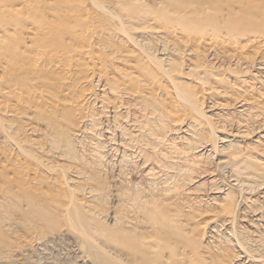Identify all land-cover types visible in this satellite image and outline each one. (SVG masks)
<instances>
[{"label":"rangeland","instance_id":"374dc122","mask_svg":"<svg viewBox=\"0 0 264 264\" xmlns=\"http://www.w3.org/2000/svg\"><path fill=\"white\" fill-rule=\"evenodd\" d=\"M49 1H52V0H49ZM70 1H72V0H70ZM173 1H174V3H173ZM173 1L172 0L171 1L170 0H73L71 3V6L73 8H70V9H72L71 12L73 13V15L76 13L78 16L76 14L75 15L78 18H80V20L74 15L75 18H77V19H75L72 16L69 18L68 21H66L69 25L70 24L74 25L76 23L75 25L77 26V30H74V31L76 32V34L77 33L80 34V35L77 34L78 36H80V38L77 40L74 39V40H71V42L67 40V43L73 42L74 45L76 44L75 48L79 47L80 49L84 48V50L88 49V46H87L88 44L86 43L87 41L84 43L86 45L81 43V39H82L81 34H83V32H85V29H83V27H85V25L87 23H91V21L94 20L95 22L100 23L102 25V27L104 29H106V30H103L105 32H103L101 35V38L104 39V40L103 39H101V40L104 42L106 41L105 43H107V40H106L107 38L108 39H112V38L115 39L116 38L117 39L116 42H117V44L119 43L118 46H120L122 44V42H118L119 38H121L120 41H122V39L124 38L123 39L124 42L125 41L128 42V40H129V43L132 44L133 46H135L136 48L140 49L139 47H141V52H142V48H145V49H143L144 50L143 54L144 53L146 54L144 56H147L148 59L151 56V58H150L151 60L149 59V62L151 64L153 62L155 65H157V66H154L152 64L153 65L152 68L160 67L158 65V63H159L160 65L162 64V66L164 68L166 67L167 70H170V71L172 70L171 72L176 76V80H177L176 83H177V85H179L178 90H181L183 92V94L186 96V99L188 100V102L189 101L190 102H189V104H187L188 102L182 100L185 102V103H183L180 100V97L178 96L176 98V100H177L176 107H174V109H173L172 104L168 103V101H166L167 98H165V96L164 97L159 96L158 98H159L160 103L161 102L164 103V101H165V103L167 102V105L161 103V105L164 106V107H162L164 109V112H163V110H161L163 113L162 112H160V113L163 115L167 114L168 116L171 117V120H169L170 117L168 119L167 115H166L167 117H165L166 119H164L163 115H161V114H160L161 116L160 115L157 116V114H156V116L154 115L155 116L154 117L153 113H150L151 108L149 106L151 105V102H149V100L148 101L146 100V98L149 99L148 94L145 93V95L148 96L146 98H144L143 95L140 96V95H134L133 94L134 92H132V91L138 87H135L134 84H131V86L129 87V84H130L129 79H127V77H125V75H126L125 73H127L130 70L131 72L129 71V74H131V76L135 75V76L139 77V74L137 72L136 73L134 72L135 69L132 66V65H137V64H134L135 63L134 61H131L132 63L131 62L129 63L127 61V64L129 63L128 65L126 64V61L125 62L119 61L120 63L118 61L117 62L115 61V64L111 65L110 64L111 60L109 61L110 57L108 55H112L109 53H110V51L112 52L113 50L110 48L108 49L107 47H105V48L103 47L104 49L103 48L102 49L94 48V51H92L91 60L85 59L84 57H82L81 59L80 58H77V59L71 58L72 60L70 58L69 59L65 58V59H67V61H68L67 62L63 58L64 61H62V63H60V66H62L64 69L63 71L61 70L62 67L60 68V66H57V65L55 66L56 68L52 64L51 65L48 64L50 66L47 67V62H45L46 64H43V63L41 64L40 62H37L39 65L36 63V65L34 66L33 65L35 63L34 61L37 60V58H35V57H38L39 52H37V54H35L33 52L34 54L32 53V55L29 56V58H27V60L25 59L26 61L24 63L23 62L20 63L21 65L23 64L22 67H24V68H21L22 70L18 71V72H20V74H17V76L22 75L23 73L29 74L30 73L29 71H31V72L34 71V70H32L33 66H34V68H36V67L39 68V69L37 68L36 71H34V74H35V72H36V74L37 73L40 74V75L34 76V77H37V78H35L37 83L43 79H46V78L48 79L51 76H54L53 77V79L55 78L54 80L51 77L52 82H48V81H50V79L48 81H46L47 79L45 80L48 85H45V86L43 85L42 82L44 80L41 81V84L38 83V85H40L42 88L47 87L44 89H42L41 87H40V89L38 88L39 92H41L40 91L41 89H42V93L44 90H47L46 94H48V95H49L48 91H50V89H51L50 95H53L56 92V94H54L53 96L57 100H55L54 97H52L50 95L49 96L45 95L46 98H48V99L50 98L49 99V101L51 100L50 104L48 101L43 102L42 100H40L37 102V100H39V99H37L36 101L34 100L35 99L34 98L35 97V90H37V83H36L35 79H34V81H35L36 86L35 85L34 86L36 87V89L34 88L35 90L33 89V92L31 89L33 88L32 84L34 83V81L32 84L27 83V81H29V80H28V78L27 79L25 77L23 78V75L21 76L20 79H22V78H23V80L25 79V81H23V82H26L27 85L29 86V88L26 87L27 85H25V83L23 84L22 80H20L19 77H18V79H15V78H17V77H15V74H16V73H14L15 71L13 72L15 78L10 77L11 79L10 80L8 79L11 87H13V89L15 88L16 90L20 91V92L18 91L19 92L18 94H20V95L19 96L16 95L15 96L16 99H10L11 98L10 95H9L10 97L7 96L6 99L4 97L3 98L4 100L0 98V103L2 104V106L0 104V111H1L0 112V120L6 124V125L5 124L3 125L0 121V166H1L0 169L2 170V171L0 170V172L5 171L7 169L6 167H8V169H11V167H10L11 165L16 167L15 168L12 166V170L7 169L8 170L7 172H9L8 173L9 175L6 173L7 176H3V174L6 171L3 172L2 175H0V177H1L0 178V183H1L0 184V190H1L0 195H2L1 199L7 200V201H4V200L1 201L0 200L1 201L0 202V210H1L0 215H5V217L8 216L7 219L4 218L3 216H0V218L2 220L6 219L5 221L0 220V226L2 227V228L0 227V233H2V234H0V236L2 235V237H0L1 238L0 239V241H1L0 242V264H94V262H95V264H104V263L106 264L105 260L108 261L107 264H109V263L110 264H121V263L127 264L128 262H125V261H127V259L129 260L130 257L127 254H123L121 252L122 250L119 249L118 247H117L118 251L115 250L116 246H113L111 243H109V240L106 237H104L102 235V233L100 232V231H102V228L105 230H107V229L111 230L112 232L109 234L113 235L115 233L114 236L122 234L121 231H124V232L127 231L129 233V230H130L129 234H131V237H133L134 239L137 237L138 238H140V237L146 238V236L148 237L149 235L156 238L155 235L161 234L160 237H162V238L164 237V240L162 239L163 241H167V237H168V239H169L168 241L170 242V239H171L170 237H175L174 239L172 238L173 240L171 239V245L169 244L168 241H167L168 243L165 242L166 243V245H165L161 239L159 240V238H156L159 240L158 242H160V243H159L158 247L155 248V251L158 252L160 257L156 258V257H154V254L152 253L153 256L148 255L149 258L151 257L149 261H148V259H149L148 257L143 256L144 258H142V260L139 259V261L138 260L133 261V264H135V262H137V261H138V263L140 262L142 264H150L153 262H154L153 264H156V263L157 264H164L163 261L165 262V264H176V262L178 261L179 258H180L179 261L180 262L182 261L181 263H185V264H188V263L190 264V262H191V264H264V111H263L264 110V108H263L264 107V47H262L264 44V31H262V30H264L263 29L264 25L261 23L259 24V26L261 25L260 26V28L262 29L261 30V29H259V27H257L258 25L256 26V24H255L256 22L259 21L258 19H260V18L262 20V21L260 20L261 22L264 21V15L262 16L263 12H261L264 10V8H263L264 3H262V5H259V4H257L259 2H256L254 0H253L254 2H252V0H249V1L233 0V2L236 4V6L238 5V2H240L241 4H243L242 5L243 7H246V5H247V7L250 6L251 2H252V4H253V6L251 5V8L253 9L252 11H254V12L257 11L256 13L259 14V12H258L259 9L260 10L262 9L260 11V15H258V14L256 15L255 13L252 14V11L250 8H247V10H246V8L241 7V5L240 6L238 5V7H236L234 5L230 6L233 3L232 0H219L220 4H222L223 6L228 5L230 7L229 12H231L232 15L236 14V13L241 14V16H239L237 14H236V16L233 15L235 17H237V16L240 17V18H238V20L241 19L242 16L244 17L245 14H246L245 17H248V18H246L247 21L249 19V22H247V24L250 23V25H252V22H254V20H255V23H253L252 26L256 27V29L252 26L251 27L249 26V28H246V27H248V25H245L246 23L244 24L245 25L244 30L246 32L243 33V37H242L243 39H241V42L239 41L237 44H235V43L233 44V42H230V41L223 43V41L220 40L219 43L214 44V45H208L205 42H199V41L196 42L197 45L196 44L192 45L193 42H189L186 39V35H191V36H195L196 38H198V37H202V34L206 30H209V32H211L213 29V26L211 27L209 25L208 26L205 25L203 31H199L198 29H195L196 27H194V26L197 25L196 20H191L189 22L184 23L186 25L187 29L189 27H191V29H195V33H194V31H190V30L189 31L191 34L185 35L183 33V36H181V38L183 37V39H185L186 42H181L180 40H182V41H184V40L181 38L180 39L177 38L178 34H175V36H174V34L172 33L173 28L169 27L170 25H174L175 23H172L171 21L168 22L167 24L158 23L155 25L160 26V30H156V29L144 30V29H140V26L144 23V22H142V19L136 18V16L134 14H132V13L129 14V12H128V6H129V4H131L132 6L138 7L139 11H141V12H146V10L152 9L153 11L161 12L162 13L161 15H163V16H167L168 13H166V11H169V10H171V12L173 11L172 13H177L175 11V7H176L177 3H178V5H180L183 3L184 0H173ZM219 1H217V2H219ZM221 1H225L226 3L225 2L223 3ZM230 1H231V3H230ZM257 1L264 2V0H257ZM196 2H197V4H196ZM202 2H203V4H201ZM36 3H37V0H26L24 4L28 8L34 9L37 6ZM80 3H82V4H80ZM93 3L95 6L93 5ZM165 3H166V5H165ZM229 3H230V5H229ZM161 4L163 5V7ZM204 4H206V2L204 3L203 0H198V1L192 0V2L190 1V7L192 9L194 7L196 9H198L200 6L199 10L202 13L204 11L203 17H201V18H204L205 20H212L211 18L218 20L216 22H218V25L219 24L221 25L220 27L222 28V30L225 32L229 31L231 34L233 32L232 28L235 27V24L237 22V21H235L237 18L235 20L234 19L229 20L231 22L228 23L227 17H229V18L233 17V16L229 15L230 13L228 12V6H227V8L224 6L225 7L224 8L221 5V7H223L224 10L221 7L215 8V9H217V13H218V17H219L218 19H216L217 17H214L211 14V13H213L214 8L211 7L212 9H210V7L207 5L208 3L206 5L209 8H207V6ZM7 5L13 6L14 0H12V2H11V0H7ZM219 6L220 5H218L217 7H219ZM255 6L256 7L260 6V8L258 7L257 10L255 11V9H254ZM261 6H263V7H261ZM95 7H98V8H95ZM159 7H162V8H159ZM234 7H236V8H234ZM77 8H79V9H77ZM168 8H169V10H168ZM201 8H203L204 10ZM75 9H76V11H75ZM85 9H87V10H85ZM165 9H166V11H165ZM205 9H206V11H205ZM237 9H239L238 12L236 11ZM243 9H245L244 10L245 12L249 11L250 13L249 12H248V14L245 13L243 11ZM82 10H85V11H82ZM222 11H224V12H222ZM82 12H83V16L86 15L87 18L79 16V14L82 15ZM85 12H87L88 15ZM206 12H207V14H210V16L209 15L207 16ZM222 13L226 14V15L225 14L223 15L224 18H221L223 16L220 17V15H222ZM213 14L217 15L216 10ZM205 15L207 16V19H206ZM114 17H116V18L118 17L120 19L117 20ZM84 18H85V20H84ZM253 18H255V19L252 20ZM172 19H174V18L170 17V20H172ZM219 19H221V20L223 19L222 21H224V19H225L227 24L222 23V21H220ZM74 21H75V23H74ZM119 21L121 23H123V25L124 24L125 25L124 26L121 25V23ZM232 21H235V22L233 23ZM242 21H244V20H242ZM245 22H246V20H245ZM239 23H242V22H238V24ZM223 24L225 25V29L223 27ZM82 25H83V27H82ZM155 25L152 24L151 26H155ZM230 25H233V26H230ZM166 27L167 28L169 27V29L171 28L170 30H171V34L173 36H171V35L168 36L167 34H165V32L169 31V29H167ZM11 28L12 29H8V31L11 35H7V37L9 39H11L13 37L16 38L14 40L15 42L19 41L20 37H21V41H24V39H22V38H25L27 40V37H29V35H30L29 32H27L25 30H22V29L20 30L17 28L15 29L13 27H11ZM123 28L126 29V30L124 29L125 32H124ZM163 29L164 30L167 29V30L164 31ZM251 30H252V32H251ZM123 33H124V35H123ZM84 34H86V32ZM84 34L82 35V37L85 36ZM127 34L129 35L128 36L129 39L127 37ZM145 35H147V36H145ZM258 35H262L263 38H258V39L262 40L263 42H261V43L258 42V39L256 38ZM34 36L39 37V38H44L42 33L34 35ZM78 36H76V38H78ZM95 38H98V37L96 36ZM132 38H135V44H136V42L138 44V42L140 43L141 41H142L141 43H143V44L140 43V45L138 44L139 47H137L138 45L137 44L135 45L133 43L134 39L132 40ZM145 38H146V40H145ZM250 38L252 40H254L256 38L257 43H259V44L251 43L250 41H248V39L251 40ZM137 39H138V41H137ZM141 39H144V40H141ZM90 40H91V38L89 39V41ZM169 40L172 41V43H171L172 45L170 44L171 41L169 42ZM196 40H198V39H196ZM92 41L94 42L93 39H92ZM143 41H145L147 43H145ZM127 42H125V43H127ZM163 42H165V46L169 50H166V48L163 49V47H165L163 45L164 44ZM175 42H177V43H175ZM246 42H249L250 44L246 43ZM144 43H145L146 47L144 46ZM188 43H190V44H188ZM26 44L28 45L29 43H26ZM166 44H168V46ZM241 44H242V46H241ZM150 45H151V48H150ZM219 45L220 46L222 45L223 47H220ZM234 45H236V46L233 47ZM83 46H85V47H83ZM170 46H172V47H170ZM243 47H245V48H243ZM37 48L38 47H34L33 49H37ZM171 48H173V49H171ZM38 49H41V48H38ZM102 50H103V52H102ZM130 50H131V47H130ZM145 50L146 51L148 50L147 53ZM107 51H109V52H107ZM165 51L167 54L165 53ZM240 51H242V52H240ZM97 52H98V54H97ZM155 52H157V53H155ZM95 53L99 58H97ZM124 53H125V51H124ZM238 53H240V54H238ZM165 54H166L167 58L165 57ZM33 55L34 56L37 55V56L34 57ZM148 55H149V57H148ZM169 55L170 56L173 55V56H171V57H173L172 58L173 61L169 60V58H168V57H170ZM32 56H33V58H31L32 60L35 58L34 61H31L33 64L29 61L30 57H32ZM94 58H96V59H94ZM82 59H84V60H82ZM97 59H100V61ZM158 59H159V61L161 59L162 63L159 61H156ZM80 60H82V61L80 62ZM168 60L170 61V64H169ZM1 61H2V59L0 58V62ZM78 61H79L81 66L79 65ZM26 63H27V65H26ZM93 63L94 64L96 63L97 65H95V67H94ZM2 64H0V65H2ZM117 64H118L119 68H118ZM21 65H19V66H21ZM30 65H31V67H30ZM69 65H70V67H69ZM74 65H77V67L80 66V67H78L79 70L81 68V71H79L78 74H74V73L78 72L76 66H75V68H76L77 72L75 71V68L73 67ZM99 65L101 68H97V67H99ZM2 66H0V68ZM51 66H53V67H51ZM107 66H109V67H107ZM114 66H117V67L113 68ZM45 67L47 70L45 69ZM58 67H59V69H58ZM41 68H43V72L41 71ZM51 68H53V69H51ZM106 68L107 69L110 68V69L107 70ZM117 68H118V70H121V71L123 68H127V72L125 71V69L123 70L124 72L123 71L119 72V71H117ZM24 69H26L28 71H25ZM49 69H51V70H49ZM111 69H112V71H111ZM133 69H134V71H133ZM1 70H2V68H1ZM1 70H0V75L3 76L2 75L3 73H1ZM39 70H40V73H39ZM48 70L50 72H52L51 75L49 74L50 72ZM59 70H61V71H59ZM10 71L12 72L13 70H10ZM47 71L49 73H47ZM68 71H70V72L72 71L71 72L72 74L69 73ZM98 71H99V73H98ZM133 72H134V74H133ZM32 73L29 74L30 78L32 75H34ZM107 73L110 75H108ZM27 75H26V77H28ZM44 75H46V76H44ZM74 75H77V77ZM100 75H102V78H100L101 77ZM114 75H115V78H117L119 80V83L128 82V83H126V85L128 86V88L130 90L125 88V86L123 87V85H125V84H122V85L119 84L117 79H115V81H112L111 79L114 78ZM203 75L205 77H203ZM1 76H0V80L2 79ZM11 76H13V74ZM41 76H43V79ZM84 76H85V78H84ZM38 77L39 78L41 77V80L38 79ZM80 77H81V79H80ZM87 77H88V79H87L88 81L85 80ZM123 77H125V78H123ZM7 78H9V76H7ZM66 78H67V81H66ZM31 79H33V78H31ZM68 79L70 82L68 81ZM100 79H101V81H100ZM198 79L200 81H197ZM15 81H17V82H15ZM102 81H104V82H102ZM196 81H197V83H196ZM30 82H32V81H30ZM46 82H44V84ZM58 82H60L59 83L60 86L58 85ZM61 82H62V84H61ZM84 82H85V84H84ZM98 82H101V83H98ZM105 82L110 84V85L106 84ZM109 82H111V83H109ZM180 82L183 83L185 85V87H181V85H183V84H181ZM50 83H52V84H50ZM68 83H69V85H68ZM116 83H118V84H116ZM63 84L66 87L68 86L69 88L67 87V89L64 88L63 91H59L62 86L64 87ZM195 84H198V86L199 85L200 86L198 87ZM49 85L52 86L53 90L51 87L49 88ZM54 85L57 86L56 87L57 89L55 88ZM102 85H104V86H102ZM120 85H121L122 89L120 88ZM17 86L19 87V89ZM20 86H21V88H20ZM63 87L61 89H63ZM103 87H105V88H103ZM6 88H7V86H6ZM26 88H28V89H26ZM58 88H59V90H58ZM113 88H115V89H113ZM123 88H124V91H123ZM20 89H22V90H20ZM112 89H113V92L115 95L113 94ZM125 89H127V90H125ZM202 89H204V91ZM207 89L209 91H207ZM212 89H214L213 92H216L217 94H215L211 99H205L206 97H204L202 94L210 92ZM23 90H26V91H24V95L25 96L28 95V97L22 98ZM27 90L32 92L31 95L33 97L29 94V92ZM57 90L59 92H62V93L64 92L65 94L67 93V95H71L70 98H72V96H73V98L70 99L69 96L67 97V95H65V97H64V94L62 96V93H59ZM68 90L71 92V94ZM121 90H122V94H121ZM3 91L5 93L9 92V90H7V91L3 90ZM103 91H105V92H103ZM45 92L46 91H44V93ZM51 92H53V94ZM124 92H127L126 93L127 95L126 94L123 95ZM226 92H227V94H226ZM72 93H73V95H72ZM200 93H202V94H200ZM129 94H131V95H129ZM59 95H61L63 98L61 96H60L61 98L58 97ZM79 95H81V97ZM82 95H83V97H82ZM84 95H85V97H84ZM133 95H134V97H133ZM200 95H202L203 97L202 96L200 97ZM20 96H21V98H20ZM90 96L92 99H89ZM93 96H94V98H93ZM17 97L19 100L17 99ZM131 97H133V98H131ZM199 97L203 98L205 100L202 101V99H200ZM59 98H60V100H58ZM64 98H66L68 100H66ZM77 98L78 99L80 98V100H78ZM108 98L112 99V100H109V103H110V101L114 102V103H111L112 106L117 107V108L119 106V108L115 109L111 105H108L109 104L107 102ZM113 98H114V100H113ZM162 98H165V99L163 100ZM61 99H63V102L61 101ZM137 99H140V100H137ZM245 99H246V101H244ZM12 100H14L16 102H14V101L11 102ZM64 100H65V102L71 100L72 105L73 104L75 105V106L73 105L75 107V109H77V110L79 109V110L76 111L75 109H72L74 107L71 106V103L69 104L70 101L67 102L68 104H66V103H64ZM72 100H75V101H72ZM76 100H78L79 102ZM103 100L104 101L106 100L105 102H107V103H105ZM142 100H144L145 102L143 103ZM115 101H116V103H115ZM140 101H142L143 106H142V104H141V106H139V104L141 103ZM28 102L29 103L32 102L29 105V107L27 106L28 104H26ZM52 102H55L56 104H58L59 107L61 105L63 106L64 104L71 107V108L69 107L70 110L68 109V107H66V108L69 110V112L70 111L72 112L71 114L69 113L70 116L73 117V115H74V117H73L74 121H73V119L71 120L70 118H72V117L69 116V118H66V121H65V119L63 120V124L65 122H67L69 124L68 120L70 119L71 121H73L71 128H73L74 125L76 126L77 124L80 127V125L83 123L82 125L84 127L87 126L86 128H83L86 130L84 131L81 128L80 132L76 133V134H80V135H76L75 132L72 129H70V127L68 128V126L71 123L69 125L66 123V124H64L66 127L62 125L63 130L66 129L64 132H62V130H61V132H60V130H57V132L59 131L58 133H56V134L53 133L52 129L48 128L49 120L47 121V119H44V117L49 118V116H47V115H49V114L51 115L53 112H55L57 110V109H55L56 108L55 106H57V105L55 103L53 104ZM61 102L64 104H61ZM80 102H82V103H80ZM84 102H85V104H84ZM225 102H227V103H225ZM22 103L25 105V107H23L24 105ZM46 103H48L51 106L54 105V107H51V106L47 105ZM78 103L82 106L86 105L85 108H84V106L81 107ZM148 103H149V105H148ZM190 103H191V105H190ZM35 104H38V105L41 104L40 107L38 106V111H40L39 114L36 113V111H35L36 109L34 110L35 112L31 110L32 107H33V109L37 107V105H35ZM42 104L43 105L46 104V105H44L45 108H43ZM113 104H115V105H113ZM192 104L194 106H197V108L195 107V110H198V111L201 110L200 113L198 112L199 114H197V112L194 110V108H193L194 106L192 107ZM16 105H18V106L22 105V106H20L22 108H19ZM31 105H32V107H30ZM116 105H118V106H116ZM145 105L148 109H150V110H147V111H149V113L146 112L147 108L144 107ZM47 106H49L50 108ZM88 106H89L90 110L87 108ZM105 106H107V107H105ZM137 106H139V107H137ZM166 106H169V107H166ZM200 106H202V107L200 108ZM26 107H27V109H26ZM59 107H57L58 108L57 111L61 110L60 112H58V114L61 113L60 114V116H61L63 113V110H62V108L60 109ZM79 107H81V108H79ZM103 107H105V108H103ZM165 107L168 109H166ZM23 108H25L26 110ZM108 108H110V110ZM144 108H146V109H144ZM175 108L177 111H175ZM198 108H200V109H198ZM28 109L31 110L32 112H29ZM42 109L43 110L45 109V110L43 111ZM50 109H52L53 111L50 112ZM139 109H141L142 112H141V110L139 111ZM170 109H173L172 114L174 113V115L171 114ZM113 110H116V111H113ZM80 111L83 112L84 114L81 115L79 113ZM168 111H169V113H168ZM43 112H45V113H43ZM47 112H50V113H47ZM143 112H144V115H143ZM35 113L37 114V116L41 114L40 116H38L39 118L37 117L39 120L37 118H34ZM73 113H77V114H79V116L76 114H73ZM140 113H142L141 117L139 115ZM92 114H94V115H92ZM149 114H151L153 116L152 119H154V120H151V116H149ZM169 114H171V115H169ZM80 115L85 117L84 118L85 120L84 119L83 120L88 124H86V123L84 124L83 120H81L79 118V117H81ZM86 115H87V117H86ZM142 115L144 117H142ZM177 115H179L181 118ZM75 116L76 117L78 116V118H75ZM112 116H114V117L117 116L118 118L117 117L112 118ZM125 116H127V117H125ZM32 117L35 121L32 119L33 122H30V121H32L31 120ZM35 117H36V115H35ZM91 117H93L92 120L94 119V124L92 122H89V121H91V119H90ZM137 117H138V119H136ZM172 117H173V119H172ZM156 118H158V119H156ZM40 119L42 121L41 123H39ZM119 119H121V120H119ZM142 119L144 122L140 121ZM160 120L161 121L164 120L163 123H161ZM165 120H168V121H165ZM45 121L47 124H44ZM81 121H82V123H79ZM113 121L115 123H113ZM132 121L133 122L135 121L134 122L135 124H133ZM136 121L137 122L139 121L141 123L140 124L141 127L139 129H137V126H139V122L137 123ZM152 121H154V122H152ZM120 122H122V124H119ZM9 123L12 124V125H10V128H11V126H13L11 129L13 130V134H15V135L17 134L16 135L17 137L13 136V134L11 132L12 130H9L10 129L8 126ZM32 123L35 124V126ZM97 123H99V124L97 125ZM100 123H102V124H100ZM130 123L133 125H131ZM38 124L39 125L44 124V125L39 127ZM147 124H149V125H147ZM189 124L191 127L189 126ZM82 125H81V127H82ZM153 125L154 126L156 125L155 127H157V128L152 127ZM27 126H28V128H27ZM94 126H97V128ZM100 126H102V127L100 128ZM3 127L5 128V130L7 128L6 132L4 131ZM35 127H36L37 133L35 131H33V130H35ZM44 127L47 128L49 132L51 131L55 135V138H54V135L51 134V132L50 133L46 132L47 129H45ZM117 127H119V128H117ZM129 128L130 129L133 128L134 130H130ZM149 128H151L153 130H151ZM186 128H188L190 130L192 129L191 132H194V133H191L190 130H188ZM27 129H28V131H27ZM94 129L96 132L93 131ZM107 129L109 130V132ZM136 129H137V131H136ZM140 129H142L144 131H142ZM195 129L197 131H195ZM39 130L42 133L44 130V132H45V133H43L44 137L42 136V133ZM67 130H69V131H67ZM74 130H75V128H74ZM146 130L148 131V133ZM149 130H151L152 132H154V130H156L158 132V134L156 131H155L156 132L155 134H152V132H150ZM70 131H72L73 133H71ZM119 131H121V132H119ZM123 131H125V132H123ZM141 131L144 132L145 134H143ZM18 132L19 133L21 132L20 135ZM29 132H31V133H29ZM68 132H70L71 135H70V133L68 134ZM122 132H123V134H122ZM140 132L143 135L139 134ZM23 133H24V136L22 137ZM63 133H65V135L68 134V137H67V142H68L67 145L68 146L66 145V139H65L66 136ZM126 133L129 134V135L127 134V137L125 136ZM57 134H59V136L62 134L63 135V136L61 135L62 140L65 139L64 140L65 142L61 141L62 142L61 143L59 141V140H61V138L56 136ZM120 134H121V136H120ZM130 134H131V136H130ZM203 134H204V137H203ZM45 135L47 137L46 141L43 140V138H46ZM72 135L74 136V138ZM111 135H113V136H111ZM150 135L151 136L153 135L152 137H155V138H150V140H149L148 137H151ZM5 136H7V137H5ZM8 136H9V138H8ZM25 136H27V137L24 138ZM30 136H32V137H30ZM49 136L54 140V142H52L53 140L52 141L49 140V138H50ZM122 136L124 137L125 140H127V142H129L128 144H126V141H124ZM128 136H130V138ZM135 136H137V137H135ZM142 136H145L144 137V138H146L145 140H147V138H148L147 143H149V144L145 143L146 141H144V139L142 141V138H143ZM162 136H163V138H165V137L166 138L162 140V138H161ZM19 137H21V138H19ZM28 137H30V138H28ZM56 137H57V139L58 138L59 139L57 140ZM63 137H64V139H63ZM112 137L116 141L113 140ZM158 137H160V138H158ZM7 138H8V140H7ZM40 138H42V140ZM81 138L83 140H81ZM140 138H141V140L139 141L138 139H140ZM203 138H206V139L203 140ZM222 138L225 139V141ZM228 138H229V140H228ZM10 139H12V140H10ZM128 139L133 140V142L129 141ZM156 139L161 140L162 142L161 141L158 142V141H156ZM32 140H33V142H35L34 144H31V143H33V142H31ZM122 140H123V142H122ZM16 141L22 142V145L20 144V142L18 143ZM25 141L27 143H30V144H27ZM28 141H30V142H28ZM50 141L52 143H56L58 141V143L52 144ZM69 141H70V143H69ZM74 141L77 144H75ZM138 141L140 142V144L138 143ZM152 141L154 142V144L152 143ZM43 142H45V144ZM48 142H49V144H51V146H50L51 150H54L55 149L54 146H56V145H58L57 149H59L63 146L60 149V151L59 150L55 151L58 155H56V153L54 151H52V154H50L51 150L49 149ZM71 142H72V144L74 143L75 145L74 144L73 145L77 148V149L76 148L74 149L75 151L74 150L71 151V149L74 148L73 145L71 144ZM85 142L86 143L89 142V143H87V145H85L86 144ZM113 142H115V143H113ZM120 142H122V143H120ZM156 142H157L158 146L155 145ZM199 142L200 143L202 142L201 145H199L200 144ZM12 143H14L15 148L13 147ZM203 143H206L205 147H204V145H202ZM17 144H18V146H16ZM40 144H42V145L44 144V146H42V145L40 146ZM62 144H64V145H62ZM79 144L83 145V147L79 146ZM123 144L124 145L126 144V147ZM152 144L155 147H153ZM9 145L12 147H10ZM127 145H129V148H133V149H131V151H130V149L128 148ZM130 145H131V147H130ZM146 145H149L146 148L150 147V149H146L145 148ZM35 146H36V148H35ZM151 146L153 148H151ZM202 146H203V148H202ZM215 146H218V148ZM25 147H26V149H25ZM64 147L67 148L65 151L63 150V149H65ZM81 147H82V150H81ZM111 147H113V148H111ZM124 147H125L126 153L123 150ZM140 147H141V149H140ZM17 148L21 149V151ZM195 148H198V150ZM27 149L28 150L30 149L29 150L30 152L27 151ZM37 149H39V150H37ZM40 149L42 150V152ZM57 149H55V150H57ZM105 149H106V151H105ZM45 150L47 152H45ZM67 150H69L71 153L74 151L75 154L74 153H72L73 155H71V153L68 154ZM93 150H94V152H93ZM97 150L99 152L95 157L92 154H94L95 152L97 153ZM33 151L34 152L36 151L38 153L40 152L39 155L41 158L39 156H37L38 153L35 152L37 154L36 155L33 153ZM62 151H64V152H62ZM76 151H78V152H76ZM89 151L93 152V153L90 152L89 155L91 154L90 158L93 159L94 161L91 159L89 160V155H87L88 154L87 152H89ZM172 151H174L173 153H175V152L177 153V154H175L174 158H173V156H172V158H173V161L175 162V164L178 165V170L177 169L174 170L173 167H172L173 169L172 168L169 169V167L172 164H174L173 161H172V164L170 163L171 162L170 159H172V158H170L172 155ZM180 151H181V153H180ZM17 152H19V153L17 154ZM28 152L30 154H28ZM48 152H50V153L48 154ZM53 152H54V154H53ZM104 152L106 154L107 153L108 154L106 155ZM165 152L166 153L169 152L171 154L169 155V154H166ZM123 153H125L126 155L128 154V155L124 156ZM11 154H13V155H11ZM25 154H28V156ZM33 154H34V156L36 155L35 157H39L41 160L39 158H35L33 156ZM41 154L44 156V158H43V156H41ZM101 154L104 156L102 159L100 158V157H102ZM161 154L164 157L168 155L167 157H169L170 159L166 158V159H169V160H166L165 158H163L166 161L162 160L161 159L162 157H160ZM29 155L30 156L32 155V157L35 158L36 160L34 161V159L30 158ZM53 155H56V156H53ZM62 155H64V156H62ZM84 156H85V158H87V156H88L87 161H90L89 163L87 162V165L85 162H82V160H81V158H83ZM157 156H159V158ZM15 157H17V159ZM19 157H22L23 159L22 158L20 159ZM61 157H65L66 159L61 160L62 159ZM67 157L69 158V160L67 159ZM7 158H9L8 160L11 163V165L9 163L10 166L7 165L8 164ZM10 158H12V160ZM45 158H47V159H45ZM48 158L49 159L52 158L53 160L50 161ZM70 158H71V160H70ZM37 159H39V160H37ZM54 159H56V161ZM181 159H183V160H181ZM28 161L31 162V163L29 162L30 165L34 164V166H35V167L33 166L34 167L33 169L36 172L33 174H32V172H34V171L32 169H29L30 166L29 165L26 166L28 164ZM36 161L38 162V166H37ZM45 161H48V162L50 161L51 164H50V162L48 163ZM57 161H59V162H57ZM72 161H74V162H72ZM84 161H86V159H84ZM149 161H151V162H149ZM162 161L164 162V164L166 163V166H168L169 164H171V165L166 167L163 164L164 166H162ZM167 161H170V162L168 163ZM19 162H22V163H19ZM56 162L59 164H57ZM76 162H77V164H76ZM39 163H40V166H39ZM44 163H46V164H44ZM65 163L66 164L70 163L72 165H70V164L66 165ZM81 163H85V165H83V164L81 165ZM147 163H149V165ZM49 164H50V166H49ZM53 164H55L56 166L55 165L52 166ZM63 164L65 167L62 166ZM73 164H74L75 168L79 166L78 164H80L81 166H79L78 168L81 169L82 173L78 170V168H76V170H75ZM88 164H90V167L88 166ZM105 164H107V165H105ZM2 166H4L5 168ZM19 166H20V168H17ZM21 166L23 167V169H21L22 168ZM82 166H84V169L80 168ZM87 166H88V169H91V170H88ZM53 167H56V168H53ZM67 167H68V169H67ZM98 167H99V169H98ZM151 167L153 168L154 171L152 170ZM161 167L162 168L166 167V169H161ZM60 168H62V169H60ZM154 168H156V170ZM158 168H159V170H158ZM180 168H181L182 172H184V173H182V172L179 173ZM18 169L21 171L18 172ZM24 170H26V171H24ZM39 170L42 172L40 173ZM77 170L82 174V175H80L82 177H80L78 175L79 172ZM84 170H86V171H84ZM97 170L100 172L98 173ZM28 171L31 173H29ZM87 171H89V173ZM22 172H25V173L23 174ZM18 173H20V174H18ZM43 173L46 175H44ZM61 173H63L64 175H61ZM75 173H77V174H75ZM83 173H85L84 174L85 176L83 175ZM86 173L88 175L87 178H86ZM14 174H17L19 176V178L20 177L21 178L19 179L17 176H14ZM26 174H27V176H26ZM30 174H31V176H29ZM35 174H37V175H35ZM99 174H101V176ZM21 175L22 176L25 175V176H23V178H25L26 181H25V179L22 180ZM33 175H35V177L33 179L30 178V177H33ZM9 176H11L12 178L10 177V179H9ZM39 176H41L42 178L45 176L43 179H45L46 181L45 180L43 181V179H40ZM90 176H91V178H88ZM92 176H94V179H92L93 178ZM255 176H256V178H255ZM3 177L5 178V180ZM6 177L8 178V180H12L13 178H18V180H12V182L18 181L19 187L17 185V188H16L14 185L17 183L14 184V182L12 183V184H14L13 185L14 187L12 186L13 188L11 187L12 184L8 185L9 183H11V181L9 182ZM38 177H39V180L36 181L38 179ZM55 177H57L56 181L58 184L55 181H53V180H55ZM67 177L69 179L71 178V179L76 180V183L74 180H69ZM84 177L86 178V181L89 180V181H87V184L85 182ZM97 177H98V180H96ZM190 178H192V179H190ZM34 179L36 182H38V184H39L40 180L43 181L42 182L43 185L39 184V186H41V188L43 186H45L42 188L43 189L42 192H41V189L39 188L38 184H36V182H34ZM65 179H66V182H65ZM82 179L84 180L83 182H82ZM164 179H167V180H164ZM171 179H172V181L170 182L169 180H171ZM67 180H68V182H67ZM24 181H25V183H24ZM31 181H33V182H31ZM62 181H64L65 183H63V184L66 185V187L64 185V188H63V185H61ZM71 181H74V183L73 182L71 183ZM94 181L96 184H98V186L101 185L100 187H102V189L105 186L104 187L105 190L103 189L104 190L103 191L100 187L96 186ZM164 181H165V183H164ZM168 181L170 183V184L168 183L169 185L167 184ZM44 182H45V184H44ZM101 182H103V183H101ZM6 183L8 186L11 187L12 190L14 189V196L15 197H13L12 199H10L11 197H9V199H10L9 203H8L9 199H7V198L9 196V194H10V196H11V194L13 196V193H12V190H10L11 192L9 191L10 187H8L6 185ZM91 183H92V185H89ZM2 184L4 186H1ZM77 184H78V186H76ZM81 184H85L88 186L86 187L85 185H83V189H84L83 190L81 187H79ZM25 185L29 186V187L27 186L28 189L30 187H34V190L32 188H31L32 191L30 189L28 190L26 187H25L26 188L25 189L24 188ZM34 185H36V188ZM69 185L70 186L75 185V189H73V190L76 191L77 193L72 191V189H71L74 186L69 188L70 187ZM84 186H85V188H84ZM1 187L2 188L4 187V188L2 189ZM21 187H23V190ZM49 187L51 189L52 188L54 189V187H55L54 193H53V190L49 189ZM91 187L93 189H91ZM7 188H9V189H7ZM18 188H20V190H18ZM56 188H60L61 191L63 189H65L64 191H66L67 194L70 193V194H68L69 196L64 194V191H62V192H60V194L62 196V197L60 196L61 200L56 199V197L57 196L59 197V195H60L58 193L59 190H56ZM77 188H79V191ZM95 188L100 190V191L97 192ZM35 189H37L38 193ZM89 189L91 190V192H92V190L95 189V191L100 196L99 199L97 197L98 196L97 193L95 191H93L92 192L93 194H91ZM126 189L130 192L131 195L129 194L128 191L126 192ZM45 190H47V191L49 190L48 194L50 196L49 195H47V197L45 196L44 193H47V191L44 192ZM134 190H135V192H134ZM163 190H164V192H163ZM27 191H30V192H28L29 194L27 193ZM50 191H52V192H50ZM81 191H83L84 193ZM88 191L90 194L88 193ZM4 192L6 194L9 192L10 193L8 195H5ZM25 192H26V194H25ZM31 192L32 193L34 192L35 195L32 194ZM39 192H41L40 195H38ZM79 192H80V194H79ZM86 192L88 193L87 195H86ZM18 193H20L21 195H22V193H24L23 195L25 197L23 195L21 196ZM30 193H31V196H30ZM52 193L54 195L55 200L52 199V197H51ZM62 193L64 194V197L65 198L67 197L68 199L62 200V198H64ZM94 194H95V197H94ZM17 195H20V196H17ZM32 195H33V198H31ZM36 196H37V198L34 199V197H36ZM126 196H128V197H126ZM130 196H132V197H130ZM225 196H227V197H225ZM5 197H6V199H5ZM44 197H46V198L44 199ZM139 197H141V198L139 199ZM15 198L23 200V201L14 200ZM39 198L44 199L45 202L47 201L46 205H48L47 206L48 209H46V207H44L45 206L44 200H42L40 202L38 200ZM48 198L54 200L56 202V206H58V207L62 205L63 201H65V204L66 205L68 204V206H65V204L63 203V205L61 206L62 207L61 210H63L64 213L66 210V213L61 214V213H63L59 209L61 207H59V208L56 207L54 202L51 200L53 202V204H52V202H50V199L48 200ZM72 198L74 199V201H72ZM82 198L86 201H84ZM91 198H93L92 199L93 201L88 200ZM94 198H96V199H94ZM127 198L130 199L127 202L131 203L132 209L135 208L136 212L132 210V212L130 213V211H131L130 206L131 205L126 202V200H128ZM141 199L143 201V202L141 201L143 204L140 202ZM24 200H25V202H24ZM35 200H37L39 202H37ZM57 200H59V202L62 201L61 205L59 204V202ZM87 200L92 201L93 203L87 202ZM15 201H17V202L15 203ZM4 202H7L8 206ZM21 202H22V204H21ZM23 202H24V204H23ZM79 202H82L83 204L79 203ZM125 202H126L125 206H127L126 208L127 209L130 208V211L127 210L128 212H125L126 208H124L125 206L122 204ZM135 202L137 205L135 204ZM25 203H26V205H25ZM40 203H41V206H40ZM87 203H90V204H87ZM4 204L6 206H4ZM43 204H44V206H43ZM91 204L92 205L95 204V206H94L95 208L91 207ZM96 204H97V206H96ZM133 204H135V207ZM151 204L152 205L155 204L156 206H159V207H156L155 205L152 206ZM23 205L25 207H22ZM32 205H33V207H32ZM10 206H11V208H9ZM160 206L163 209L167 208L165 210V212L162 208L160 209ZM28 207H30L32 210ZM40 207H41V209H40ZM50 207L54 208V209H52V208L50 209L51 212H52V210L54 211L57 208V210L60 211L61 216H59L58 212H54V213L58 214V218H57L56 214L51 213L49 211ZM5 208H7V210ZM66 208H68V209H66ZM88 208H89V210H87ZM90 208L92 210H94V213H95V214L93 213L94 215L91 214L93 211H91ZM169 208H170V210H168ZM24 209L30 210V211H27V212H29V214L26 211H24ZM43 209L46 211H44ZM95 209L98 211H95ZM9 210H10V213H8ZM77 210L79 212H77ZM171 210H172V212H171ZM225 210H226V212H225ZM144 211H145V213H143ZM146 211L147 212L148 211H157V216L154 218H149V217L145 218V216H143V215L147 214ZM169 211H170V216H171V214L173 215V217H174V215L175 216L179 215L178 218L182 215H184V216L179 218V221H177V218L174 217L176 219V221L173 218L174 219L173 222L169 223L172 220V218H168L169 215H167L166 217L168 219H171V220L162 219V217H165V216H163V214H165L167 212L169 214ZM5 212H7L8 214ZM98 212H101L102 215L101 214L99 215ZM22 213L23 214L25 213L26 216H24ZM39 213H40V216H39ZM70 213L72 215H70ZM74 213H75V215H74ZM97 213H98L99 217L97 216ZM127 213H128V215H127ZM136 213L137 214L139 213V214L137 215ZM31 214H32V216H31ZM79 214H82V215H79ZM113 214H114V217H113ZM115 214H116V216H115ZM118 214H120V215L117 216ZM125 214L129 218H127L125 216ZM36 215L39 218H37ZM78 215L81 218H83V220ZM47 216H48V218H47ZM74 216L77 218H80V220L83 222L81 223L79 220L75 219ZM11 217H12V219H11ZM61 217H62V220H61ZM87 217L89 218V220L91 219V221L93 223L90 222ZM117 217L119 218L120 221L117 220L118 219ZM141 217L142 218L144 217L145 220L147 219V221H144V219H141ZM27 218H28V220H26ZM114 218H115V220L113 221L112 219H114ZM123 218L125 221H126V219H128V220L131 219V221L129 220L130 221V222L128 221L129 223H126L127 221L126 222L124 221V224L121 225L120 223H121V220L123 222ZM29 219H31V220L29 221ZM157 221H159V222H157ZM112 222H113V224L118 222V223H116L117 226H116V224L113 226V224H111ZM144 222L145 223L147 222L148 224L146 223L147 224L146 225ZM152 222H153V224L154 223L155 224L153 225ZM162 222H163V224H162ZM84 223H85V225H87V227H88L87 229L89 230V233H91V235L93 236L91 238L92 239L91 242H88V240L86 239V235L85 234L83 235V232L81 234L78 233V232H80L77 229L78 226H80V224L83 225ZM125 223L128 226H130V223H131V225H134V227L137 226L136 228L138 230L144 225L141 229H142V233H144L146 236L144 237V235H141L142 234V233L140 234L141 229H140V231H138L136 228L134 230L135 235H133L132 234L133 232H131V227H133V226L128 227L127 225H125ZM160 223L163 226L165 225L166 227L171 225L172 226V227L170 226L171 229L169 227H167V229H168V231L171 230L170 232H172L174 229L175 233L172 232L173 235H172V233L169 234V232L166 230V227L164 226L165 227V230H164V228L160 225ZM38 224H40L41 226H39ZM141 224H143V225L141 226ZM157 224L159 226V228H157V229L160 230V227L163 228V231H166V234L162 235L161 232H163V231H161V230H160L161 232H156L157 229L155 228V225H157ZM118 225H119V227H118ZM93 226L95 228H93ZM122 226L124 227L123 230H121ZM173 226H175V227H173ZM34 227H36V229ZM134 227H133V229H134ZM153 227L156 229V231ZM126 228L127 229L130 228V229L127 230ZM177 228H178V230H177ZM181 230H182V232H181ZM144 231H146V232L148 231L151 234H149L148 232L146 233ZM3 232H5V233H3ZM63 232H64V236H67L66 238L62 235ZM167 232L169 235L167 234ZM178 232H179V234H178ZM6 233H7V236H3L4 234L6 235ZM57 233H58V235H57ZM181 233H183V234H181ZM180 234L185 236L184 238H186V237L188 238L187 240L184 239V240H186V241H184V243L187 244V248L186 247L184 248V246H182V245H185V244H182L181 246H178V247H180V248H177L178 250L176 249V251H178V253H179V250L182 249L181 250L182 252L180 251V253L183 255V257L185 256L184 261H183V257L181 254H176L177 252L174 253L173 249H175V247H173V249L171 248V246H175L178 244V243L175 244V242H174V240L176 241V237H178V240L176 242L180 241V238H179V237H181ZM164 235H168V236H166V239H165ZM170 235H172V236H170ZM176 235H178V236H176ZM53 236H55V238H56V236L61 237L63 240L61 238H58V237L57 238L60 239L62 242L60 240L54 239ZM183 236H182V238H183ZM154 238L151 237V240H153ZM182 238H181V241H183ZM43 241L48 243V244H46V246H45L44 245L45 243ZM48 241H50L51 243ZM99 241H101V242H99ZM53 242H55V243H53ZM173 242H174V245H173ZM180 242H179V245H180ZM81 243H82V245H85V247L87 246L88 249L87 248H86L87 250L84 249L80 245ZM50 244H51V246H50ZM101 244H104L105 248H103V245H101ZM105 244L107 246H109V245L110 246L107 247ZM189 244H190V246H188ZM192 244H193V246H191ZM77 245H79L81 247V249L83 248V250H85L86 252L82 250L83 254H81L82 253V252H80L81 249H80V247L78 249ZM167 246H169V247H167ZM110 247L113 248L111 250H113L114 253L121 252L122 253L121 255H123V257L120 255V253H119V256H121V257H118L117 256L118 253L114 254L111 251L109 252V250H107V248L110 249ZM162 247H163V249H161ZM166 247L170 249V252L167 251L169 249H167ZM192 247H193V249H192ZM188 248H190V249H188ZM198 248H200V249L198 250ZM75 249H76V251H73ZM91 250L94 253L96 252L97 254L96 253L95 254L98 256L92 255L93 253L91 252ZM100 250H102V251L105 250V252H107V253L109 252V255L111 256V258L109 255H106V254L103 257L102 254H100V252H101ZM163 250H164V252H163ZM88 251L91 252L92 254L89 255ZM171 251L173 252V255L174 254H176V255L173 256ZM187 252L189 255L187 254ZM196 252H197V254H196ZM168 254H169V256H168ZM81 255H83L82 258H81ZM112 255H113V257H112ZM177 255H178V257H177ZM179 255H181V256H179ZM186 255H188V256H186ZM79 256H80V258H79ZM93 256L95 258L94 260H93ZM170 256H172L173 261H169L168 258H171ZM116 257H118L117 260H116ZM124 257H126L127 259H123ZM190 257H191V259H190ZM162 258H164V259H162ZM188 258H189V261H188ZM85 259H87V260H85ZM151 259L152 260L154 259V260L152 261ZM176 259H177V261H176ZM123 260H125V261H123ZM186 260L188 261V263L186 262ZM129 261H131V260H129ZM147 261H148V263H147ZM168 261H169V263H167ZM131 262H129V263H131ZM180 262H178V264Z\"/></svg>","mask_w":264,"mask_h":264},{"label":"bare ground","instance_id":"6f19581e","mask_svg":"<svg viewBox=\"0 0 264 264\" xmlns=\"http://www.w3.org/2000/svg\"><path fill=\"white\" fill-rule=\"evenodd\" d=\"M25 1H26V0H14V5H13V6H12V5H11V6H8V5H7V0H0V58L2 59V61L0 62V64L3 63V64H2L3 66L0 65V66H2V67H1L2 70H1V68H0L1 73H3V74H2L3 76L0 75L1 78H2V79L0 80V98H1V99H3L4 97H5V99H6L7 96H8V97L11 96L10 99H16L15 96H16V95H18V96L20 95V94H18L20 91H19V90H16L15 88L13 89V87H11V85H10L9 80H10L12 77H13V78L17 77V78H15V79H18V77H19V79H20L21 76L23 75V78H24V77H25L26 79L28 78L29 81L26 80L27 83H31V84L33 83L34 79L37 78V77H34V76H36V75H40V74H38V73L36 74V72H35V74H34V71H36V69L38 68V67L34 68V66L36 65L37 62H40L41 64H42V63H43V64H46L45 62H47V67H49L51 64L54 65V67H55L56 65H57V66H60V63H62V61H64L63 58H64V59H65V58H68V59H69V58H70V59H71V58H75V59L80 58V59H81L82 57H84L85 59H90V60H91V55H92V51H94V48H100V49H102L103 47H104V48L107 47L108 49L110 48V49L113 50V51H112L113 53H112L111 51H110V53H109V54H112V55H108V54L106 53V54L110 57V58H109V61L111 60V61H110V64H111V65H114V64H115V61H116V62H117V61H118V62H119V61H120V62H121V61H122V62H123V61H124V62L126 61V64H127V61H128L129 63H130L131 61H134V62H135L134 64H137V65H132V66H133L134 69H135V71H134V69H133V71H134L135 73L137 72V73L139 74V77H137V76H135V75H134L135 77H134V76H131V74H129V71H130V70L128 69L129 71L127 72V68H123L122 71L125 69V71L128 73V74L125 73V74H126L125 77H127V79H129V83H130V84H129V87L131 86V84H134L135 87H138V88H136L135 90L132 91V92H134V93H133L134 95H140V96L143 95L144 98L148 97V96L145 95V93L149 95V99L146 98V100H147V101L149 100V102H151V105L149 106V107L151 108V110L148 109V108L146 107V105H145L144 107L147 108V109L144 108V109H146V112L149 113V111H147V110H150V113H153V116H154V115L156 116V114H157V116L160 115V114H161L160 112H162L161 110H163V112H164V109L162 108V107H164V106L161 105L162 102L160 103L159 98H158L159 96H163V97L165 96V98H167L166 101H168V103H171V104H172L173 109H174V107H176V104H177V100H176V98H177L178 96L180 97V100H181V101L184 100V101L188 102V100L186 99V96L183 94V92H182L181 90H178V86H179V85H177V83H176V82H177V80H176V76L171 72L172 70H171V71H170V70H167L166 67L164 68V67L162 66V64L160 65L159 63H158V65H159L160 67L152 68L153 65H154V66H157V65H155L153 62H152V64H153V65H152V64L149 62V59L151 58V56L149 57V55H148L149 59L147 58V56H144V55H146L145 53L143 54V52H144L143 49H145V48H142V52H141V47H139V45H140V43H141L142 41H141L140 43L138 42L139 45H138L137 42H136V44L138 45L137 47L140 48V49H138V48H136L135 46H133L132 44H130V43H129V40H128V42L125 41V42H127V43H125V42L123 41L124 38L122 39V41H120L121 38H119V41H118V42H122V44L120 43L121 45L118 46L119 43L117 44V42H116L117 39H116L115 37H114L115 39H113V38H112V39H108V38L105 36V35H106V34H105L104 36L107 38V39H106V40H107V43H105L106 41L104 42V41L101 40V39H103V38H101V35H102L103 32H105V31H103V30H106V29H104L100 23H97V22H95L94 20H92L91 23H87V24L85 25V27H83V25H82L83 29H85L86 34H84L85 32H83V34L85 35V36H83V37H82L83 34H81V38H82V39H81V43L84 44V43L87 41L86 43L88 44V45H87V46H88V49H87V50H84V48H81V49H80L79 47L75 48V47H76V44L74 45L73 42H72V43H67V40L70 41V42H71V40H74V39L77 40V39L80 38V36H78V35H80V34L77 33V34H78V35H77L76 32L74 31V30H77V26L75 25V24H76L75 21H74V23H75L74 25H71V24L69 25V24L66 22V21L69 20L70 17L73 16V17L75 18V16L77 15V14L74 12V13L76 14V15L74 14V15H75V16H74L73 13L71 12L72 9H70V8H73V7L71 6V3H72L73 0H72V1H70V0H52V1H49V0H37V3H36L37 6H36V8H34V9H32V8H31V9L28 8V7L24 4ZM170 1H171V0H170ZM172 1H173V0H172ZM190 1L192 2V0H184L183 3L180 4L181 6L178 5V3L176 2L178 6L176 5V7H175V11H176L177 13H172L173 11L171 12V10H169V8H168L169 11H166V9H165L166 13H168V15H169L170 17L174 18V19H172V20H170V17H169L168 15H167V16H163V15H161V14H162L161 12H159V11H153L152 9H151V10H146V12H141V11H139V8H138V7L132 6L131 4H129V6H128V12H129V14H131V13L134 14V15L136 16V18H139V19L141 18V19H142V22H144V23L140 26V29H144V30H146V29H147V30H152V29L160 30V26L155 25V24H158V23H164V24H167V23L170 22V21H171L172 23H175L174 25H170L169 27L173 28L172 33L174 34V36H175V34H178V35H177V38H179V39L181 38V36H183V33H184L185 35H186V34H191L190 31H194V33H195V29H198L199 31H203L205 25H207V26L209 25V26H211V27L213 26L212 31L209 32V30H206V31L202 34V37H198V38H196L195 36L186 35V39H187L189 42H193L192 45H193V44H196V42H198V41H199V42H205V43L208 44V45H214V44L219 43L220 40L223 41V43H226V42L230 41V42H233V44H234V43L237 44L239 41L241 42V39H243V38H242V37H243V33L246 32V31L244 30L245 25H248V27H246V28H249V26L251 27V26L253 25V23H255V20H254L255 18H253L252 20H254V22H252V25H250V23L247 24V22H249V19H248V21H247L246 18H248V17H245V16H246L245 13L248 14L249 11L245 12V11H244L245 9H243V11L245 12V13H244L245 15L243 14L244 17L242 16V18L239 19V20H240V21H239L238 18H240V17H238V16L235 17L237 13H236V14H233V15H235V16H233V15L231 14V12H229V8H230V7L227 5V4H228V3H227L226 5L228 6V12L230 13L229 15H230V16H233V17H231V18L227 17V18H228V23L231 22V21H229V20H231V19H234V20H235V19L237 18V19L235 20V21H237L236 24H235V27L232 28V29H233V32L230 34L229 31H228V32H225V31L222 30V28L220 27L221 25H220V24L218 25V22H216V21H218V20H215L214 18H211V17H210V18H211L212 20H205L204 18H201V17H203V13H204V11H203V13H202V12L199 10V9H200V6H199L198 9H196L195 7L192 9V8L190 7ZM197 1H198V0H197ZM203 1H204V3L206 2V4L208 3L207 5L210 7V9H212L211 7L214 8L213 13H214L215 10H216V14H217V15H214L213 13H211V14H212L214 17H217L216 19H218L219 17H218L217 9H215V8H220V7H221L222 4H220V1H219V0H203ZM217 1H219V2H217ZM236 1H237V0H236ZM238 1H240V0H238ZM243 1H244V0H243ZM246 1H249V0H246ZM246 1H245V2H246ZM254 1L259 2V3H257V4H259V5H262V3H264V2H262V1H261V2H260V1H257V0H254ZM254 1L252 0V2H254ZM11 2H12V0H11ZM34 2H35V1H34ZM76 2H77V1H76ZM76 2H75V3H76ZM164 2H165V1H164ZM178 2H179V1H178ZM221 2L224 3L225 1H221ZM232 2H233V0H232ZM241 2H242V1H241ZM245 2H244V3H245ZM252 2H251V5L253 6ZM78 3H79V2H78ZM84 3H85V2H84ZM173 3H174V1H173ZM173 3H172V4H173ZM180 3H181V2H180ZM198 3H199V2H198ZM225 3H226V2H225ZM230 3H231V1H230ZM230 3H229V5H230ZM239 3H240V2H238V5H239V6L241 5V7H243V6H242L243 4H241V3L239 4ZM247 3H248V2H247ZM260 3H261V4H260ZM80 4H82V3H80ZM98 4H99V3H98ZM196 4H197V2H196ZM201 4H203V2H202ZM206 4H204V5H206ZM248 4H249V3H248ZM255 4H256V3H255ZM83 5H84V4H83ZM93 5H94V3H93ZM161 5H162V4H161ZM161 5H160V6H161ZM165 5H166V3H165ZM174 5H175V4H174ZM204 5H203V6H204ZM207 5H206V6H207ZM211 5H212V6H211ZM216 5H217V6L220 5V6L217 7ZM233 5L236 6V4H235L234 2H233L232 5H230V6H233ZM238 5H237L236 7H238ZM249 5H250V4H249ZM251 5L248 6V7H247V5H246V7H243V8H246V10H247V8H250L251 11H252L253 9L251 8ZM263 5H264V4H263ZM94 6H95V5H94ZM102 6H103V5H102ZM208 6H207V8H209ZM214 6H215V7H214ZM222 6H223V5H222ZM224 6H225V5H224ZM224 6H223V7H224ZM227 6H225V7L227 8ZM244 6H245V5H244ZM103 7H104V6H103ZM162 7H163V5H162ZM162 7H159V8H162ZM169 7H170V6H169ZM223 7H221V8L223 9ZM225 7H224V8H225ZM236 7H234V8H236ZM241 7H240V8H241ZM258 7L260 8V6H257V7L255 6V7H254L255 11L257 10ZM261 7H263V6H261ZM95 8H98V7H95ZM159 8H158V9H159ZM207 8H206V9H207ZM263 8H264V7H263ZM77 9H79V8H77ZM103 9H104V8H103ZM170 9H171V8H170ZM173 9H174V8H173ZM201 9H203V8H201ZM206 9H205V11H206ZM210 9H209V10H210ZM231 9H232V8H231ZM73 10H74V9H73ZM85 10H87V9H85ZM85 10H82V11H85ZM161 10H162V9H161ZM203 10H204V9H203ZM207 10H208V9H207ZM223 10H224V9H223ZM226 10H227V9H226ZM238 10H239V9H237L236 11L238 12ZM261 10H262V9H261ZM261 10L259 9V11H258L259 14L256 13L257 11H256V12L252 11V14L255 13L256 15H257V14L260 15V11H261ZM75 11H76V9H75ZM80 11H81V10H80ZM103 11H104V10H103ZM230 11H231V10H230ZM222 12H224V11H222ZM239 12H240V11H239ZM261 12H263V13H262V16H263V15H264V10L261 11ZM85 13L88 15L87 12H85ZM219 13H220V12H219ZM225 13H226V12H225ZM225 13H222V15H220V17L223 16ZM241 13H242V12H241ZM249 13H250V12H249ZM78 14H79V13H78ZM206 14H207V12H206ZM220 14H221V13H220ZM208 15L210 16V14H207V16H208ZM225 15H226V14H225ZM237 15L241 16V14H237ZM77 16H78V15H77ZM77 16H76V17H77ZM79 16H82V17L87 18L86 15L83 16V12H82V15L79 14ZM205 16H206V15H205ZM205 16H204V17H205ZM207 16H206V19H207ZM213 16H212V17H213ZM262 16H261V17H262ZM82 17H81V18H82ZM88 17H89V16H88ZM77 18H78V17H77ZM77 18H75V19H77ZM85 18H84V20H85ZM114 18H116V17H114ZM125 18H126V17H125ZM210 18H209V19H210ZM221 18H224V16L221 17ZM72 19H73V18H72ZM78 19L80 20V18H78ZM103 19H104V18H103ZM116 19L119 20L120 18L117 17ZM73 20H74V19H73ZM79 20H78V21H79ZM82 20H83V19H82ZM84 20H83V21H84ZM87 20H88V19H87ZM191 20H196V22H197V25L194 26V27H196L195 29H191V27H189V28L187 29V28H186V25L184 24L185 22H189V21H191ZM202 20H203V21H202ZM219 20L222 21L223 19H222V20L219 19ZM242 20H244V21H242ZM245 20H246V22H245ZM258 20L260 21L261 18L258 19ZM235 21H232V22L234 23ZM259 21L256 22L255 24H256V26L258 25L257 27H259V29H261V28H260L261 25L259 26V24L261 23V24L264 25V21H263V22H261L262 20H261L260 22H259ZM119 22H120V21H119ZM238 22H242V23H239V24H238ZM81 23H82V22H81ZM81 23H80V24H81ZM120 23H121V22H120ZM222 23L227 24L226 21H225V19H224V21H222ZM245 23H246V24H245ZM72 24H73V23H72ZM152 24H154L155 26H151ZM224 24H223V27H224V29H225V25H224ZM231 24H232V23H231ZM244 24H245V25H244ZM255 24H254V25H255ZM121 25H123V23H121ZM124 25H125V24H124ZM124 25H123V26H124ZM129 25H130V24H129ZM233 25H234V24H233ZM233 25H230V26H233ZM123 26H122V27H123ZM131 26H132V25H131ZM207 26H206V27H207ZM11 27H13V28H15V29L17 28V29H20V30L22 29V30H25V31L29 32L30 35H29V37H27V40H28V41H27L25 38H22V39H24V41H21V37H20V40L17 41V42L14 41V40L16 39V38H14V37L11 38V39H9V38L7 37V35H11V34L9 33V31H8V29H12ZM127 27H128V26H127ZM163 27H164V26H163ZM169 27H168V28L166 27V28L169 29ZM228 27H229V26H228ZM252 27H254V26H252ZM262 27H263V26H262ZM164 28H165V27H164ZM171 28H170V29H171ZM254 28L256 29V27H254ZM124 29H125V28H123V30H124ZM135 29H136V28H135ZM167 29H165V30H167ZM170 29H169L168 32H165V34H167L168 36H169V35L173 36V35L171 34V30H170ZM263 29H264V28H263ZM125 30H126V29H125ZM125 30H124V32H125ZM163 30H164V29H163ZM163 30H162V31H163ZM165 30H164V31H165ZM189 30H190V31H189ZM261 30H262V29H261ZM79 31H80V30H79ZM83 31H84V30H83ZM262 31H264V30H262ZM251 32H252V30H251ZM40 33L43 34L44 38H39V37H35V36H34V35H37V34H40ZM126 33H127V32H126ZM126 33H125V34H126ZM108 34H109V33H108ZM153 34H154V33H153ZM113 35H114V34H113ZM113 35H112V36H113ZM123 35H124V33H123ZM161 35H162V34H161ZM163 35H164V34H163ZM179 35H180V36H179ZM25 36H26V35H25ZM27 36H28V35H27ZM76 36H78V38H76ZM96 36H97L98 38H95ZM108 36H109V35H108ZM112 36H111V37H112ZM128 36H129V35L127 34V37H128ZM145 36H147V35H145ZM151 36H152V35H151ZM154 36H155V35H154ZM156 36H157V35H156ZM109 37H110V36H109ZM120 37H121V36H120ZM123 37H124V36H123ZM125 37H126V36H125ZM127 37H126V38H127ZM160 37H161V36H160ZM184 37H185V36H184ZM255 37H256V36H255ZM90 38H91V40L89 41ZM149 38H150V37H149ZM171 38H172V37H171ZM174 38H175V37H174ZM247 38H248V37H247ZM256 38L258 39V38H263V37H262V35H258ZM256 38H255L254 40H252V39L250 38L251 40L248 39V41H250L251 43H255V44H259V43L263 42L262 40H259V39H258V42H259V43H257ZM92 39L94 40V42L92 41ZM128 39H129V37H128ZM130 39H131V38H130ZM133 39H134V40H133ZM147 39H148V38H147ZM181 39H183V37H182ZM196 39H198V40H196ZM103 40H104V39H103ZM132 40L134 41L133 43L135 44V38H132ZM141 40H144V39H141ZM145 40H146V38H145ZM172 40H173V39H172ZM174 40H175V39H174ZM183 40H184V41H182V40H180V41H181V42H186L185 39H183ZM79 41H80V40H79ZM137 41H138V39H137ZM139 41H140V40H139ZM170 41H171V40H169V42H170ZM180 41H179V42H180ZM244 41H245V40H244ZM74 42H75V41H74ZM130 42H131V41H130ZM143 42H145V41H143ZM167 42H168V41H167ZM169 42H168V43H169ZM173 42H174V41H173ZM230 42H229V43H230ZM26 43H29V44L27 45ZM92 43H93V44H92ZM131 43H132V42H131ZM145 43H147V42H145ZM145 43H144V46H145ZM148 43H149V42H148ZM163 43H164L163 45L165 46V42H163ZM171 43H172V41L170 42V44H171ZM175 43H177V42H175ZM246 43H249V42H246ZM136 44H135V45H136ZM141 44H143V43H141ZM170 44H169V45H170ZM186 44H187V43H186ZM188 44H190V43H188ZM239 44H240V43H239ZM249 44H250V43H249ZM255 44H254V45H255ZM79 45H80V44H79ZM84 45H86V44H84ZM146 45H147V44H146ZM161 45H162V44H161ZM166 45L168 46V44H166ZM171 45H172V44H171ZM196 45H197V44H196ZM251 45H252V44H251ZM141 46H142V45H141ZM152 46H153V45H152ZM216 46H217V45H216ZM219 46H220V45H219ZM219 46H218V47H219ZM235 46H236V45H234L233 47H235ZM239 46H240V45H239ZM241 46H242V44H241ZM243 46H244V45H243ZM245 46H246V45H245ZM258 46H259V45H258ZM34 47H38V48H41V49H38V48H37V49H33ZM83 47H85V46H83ZM130 47H131V50H130ZM145 47H146V46H145ZM147 47H148V46H147ZM170 47H172V46H170ZM170 47H169V48H170ZM211 47H212V46H211ZM220 47H223V46L221 45ZM259 47H260V46H259ZM262 47H264V44H263ZM104 48H103V49H104ZM150 48H151V45H150ZM150 48H149V49H150ZM165 48H166V46L163 47V49H165ZM224 48H225V47H224ZM236 48H237V47H236ZM240 48H241V47H240ZM240 48H239V49H240ZM243 48H245V47H243ZM108 49H107V50H108ZM147 49H148V48H147ZM159 49H160V48H159ZM171 49H173V48H171ZM171 49H170V50H171ZM156 50H157V49H156ZM166 50H169V49L166 48ZM97 51H98V50H97ZM124 51H125V53H124ZM145 51H146V50H145ZM147 51H148V50H147ZM147 51H146V53H147ZM163 51H164V50H163ZM181 51H182V50H181ZM238 51H239V50H238ZM33 52H34L35 54H37V52H39V53H38V57H35V56H37V55H35V56L33 55L35 58H37L38 61H37V60L34 61L35 58L32 60L31 58H33V56L30 57V59H29L30 62H31V61H34V62H35L34 64L31 62V63L34 65V66H33V69H32V70H34V71H32L33 73H32L31 71H29V72H30L29 74H31V73L34 74V75H32L33 77L31 76V78H33V79L30 78V75H29L28 73H27L28 75H27L26 73H25V74L23 73L22 75L17 76V74H20V72H18V71H19V70H22L21 68H24V67H22L23 64L21 65L20 63H22V62L24 63V62L27 60V58H29V56L32 55ZM40 52H41V53H40ZM102 52H103V50H102ZM107 52H109V51H107ZM149 52H150V51H149ZM149 52H148V53H149ZM175 52H176V51H175ZM240 52H242V51H240ZM34 53H33V54H34ZM153 53H154V52H153ZM155 53H157V52H155ZM165 53H166V51H165ZM168 53H169V52H168ZM228 53H229V52H228ZM97 54H98V52H97ZM149 54H150V53H149ZM166 54H167V53H166ZM166 54H165V57L167 58ZM169 54H170V53H169ZM238 54H240V53H238ZM95 55H96V53H95ZM229 55H230V54H229ZM96 56H97V55H96ZM169 56H170V55H169ZM171 56H173V55H171ZM171 56L168 57V58H169V60H172V61H173V59H172L173 57H171ZM153 57H154V56H153ZM153 57H152V58H153ZM97 58H99V57L97 56ZM170 58H171V59H170ZM25 59H26V60H25ZM75 59H74V60H75ZM94 59H96V58H94ZM147 59H148V60H147ZM65 60L67 61V59H65ZM71 60H72V59H71ZM71 60H70V61H71ZM82 60H84V59H82ZM82 60H80V62H81ZM97 60L100 61V59H97ZM103 60H104V59H103ZM150 60H151V59H150ZM162 60H163V59H162ZM166 60H167V59H166ZM166 60H165V61H166ZM169 60H168V62H169V64H170V61H169ZM246 60H247V59H246ZM29 61H28V62H29ZM48 61H49V62H48ZM93 61H94V60H93ZM156 61H159V59L156 60ZM172 61H171V62H172ZM67 62H68V61H67ZM120 62H119V63H120ZM159 62H161V59H160ZM166 62H167V61H166ZM78 63H79V61H78ZM78 63H77V64H78ZM91 63H92V62H91ZM100 63H101V62H100ZM129 63H128V64H129ZM131 63H132V62H131ZM161 63H162V62H161ZM37 64H38V63H37ZM48 64H50V65H48ZM93 64H94V63H93ZM128 64H127V65H128ZM156 64H157V63H156ZM172 64H173V63H172ZM19 65H21V66H19ZM26 65H27V63H26ZM26 65H25V66H26ZM38 65H39V64H38ZM70 65H71V64H70ZM70 65H69V67H70ZM79 65H80V63H79ZM95 65H97V64L95 63V64H94V67H95ZM167 65H168V64H167ZM173 65H174V64H173ZM17 66H18V67H17ZM75 66L77 67V65H74L73 67L75 68ZM80 66H81V65H80ZM80 66H78V67H80ZM117 66H118V64H117ZM117 66H114L113 68H115V67H117ZM120 66H121V65H120ZM179 66H180V65H179ZM30 67H31V65H30ZM51 67H53V66H51ZM61 67H62V66H60V68H61ZM66 67H67V66H66ZM78 67H77L78 72H77V70H76V68H75V71H76L77 73H74V74H78L79 71H81V68H80V70H79ZM107 67H109V66H107ZM55 68H56V67H55ZM64 68H65V67H64ZM71 68H72V67H71ZM74 68H73V69H74ZM97 68H101L100 65H99V67H97ZM118 68H119V66H118ZM118 68H117V71L120 72L121 70H118ZM131 68H132V67H131ZM38 69H39V68H38ZM45 69H46V67H45ZM51 69H53V68H51ZM51 69H49V70H51ZM58 69H59V67H58ZM66 69H67V68H66ZM66 69H65V70H66ZM68 69H69V68H68ZM106 69H107V68H106ZM108 69H110V68H108ZM108 69H107V70H108ZM10 70H13V71L11 72ZM24 70H25V71H28V70H26V69H24ZM46 70H47V69H46ZM49 70H48V71H49ZM55 70H56V69H55ZM55 70H54V71H55ZM61 70H62V71L64 70L63 67H62ZM61 70H59V71H61ZM195 70H196V69H195ZM14 71H15V72H14ZM37 71H38V70H37ZM41 71L43 72V68H41ZM44 71H45V70H44ZM48 71H47V73L50 72V71H49V72H48ZM54 71H53V72H54ZM56 71H57V70H56ZM72 71H73V70H72ZM72 71H71V72H72ZM75 71H74V72H75ZM99 71H100V70H99ZM99 71H98V73H99ZM111 71H112V69H111ZM122 71H121V72H122ZM13 72L16 73V74H15V77H14V73H13ZM17 72H18V73H17ZM23 72H24V71H23ZM68 72L71 73L70 71H68ZM89 72H90V71H89ZM123 72H124V71H123ZM130 72H131V71H130ZM134 72H133V74H134ZM21 73H22V72H21ZM39 73H40V70H39ZM51 73H52V72H50L49 74L51 75ZM69 73H68V74H69ZM92 73H93V72H92ZM102 73H103V72H102ZM109 73H110V72H109ZM112 73H113V72H112ZM114 73H115V72H114ZM10 74H11V75L13 74V76H11ZM71 74H72V73H71ZM107 74H108V73H107ZM201 74H202V73H201ZM26 75H27L28 77H26ZM108 75H110V74H108ZM115 75H116V74H115ZM115 75H114V78H112V79L110 78L112 81H115V79H117V78H115ZM136 75H137V74H136ZM199 75H200V74H199ZM204 75H205V74H204ZM204 75H203V77H205ZM7 76H9V78H7ZM44 76H46V75H44ZM74 76L77 77V75H74ZM81 76H82V75H81ZM100 76H101L100 78H102V75H100ZM201 76H202V75H201ZM10 77H11V78H10ZM41 77H42V79H43V76H41ZM41 77H40V78L38 77V79L41 80ZM51 77H52V79H53L54 76H51ZM51 77L48 78V79L46 78L47 80H46V79H43L44 81L41 80V81H43L42 83H43L44 86H45V85H48L46 81H48L49 79H50V81H48V82H52V81H51V80H52ZM78 77H79V76H78ZM91 77H92V76H91ZM112 77H113V76H112ZM117 77H118V76H117ZM125 77H123V78H125ZM136 77H137V78H136ZM23 78L20 79V80H22V82L25 81V79L23 80ZM29 78H30L31 80H30ZM44 78H45V77H44ZM84 78H85V76H84ZM197 78H198V77H197ZM8 79H9V80H8ZM38 79H37V80H38ZM54 79H55V78H54ZM54 79H53V80H54ZM80 79H81V77H80ZM87 79H88V77H87L85 80H87ZM110 79H109V80H110ZM113 79H114V80H113ZM208 79H209V78H208ZM45 80H46V81H45ZM123 80H124V79H123ZM30 81H32V82H30ZM35 81H36V79H35ZM35 81H34V83L32 84V85H33V88L31 89L32 92H33V89H34V88L36 89V87H35V86H36ZM41 81H39L38 83L41 84ZM66 81H67V78H66ZM68 81H69V79H68ZM87 81H88V80H87ZM100 81H101V79H100ZM106 81H107V80H106ZM117 81H118V83H119V80H118V79H117ZM117 81H116V82H117ZM197 81H200V80L198 79ZM197 81H196V83H197ZM15 82H17V81H15ZM44 82H46V83L44 84ZM54 82H55V81H54ZM54 82H53V83H54ZM69 82H70V81H69ZM102 82H104V81H102ZM120 82H121V81H120ZM204 82H205V81H204ZM207 82H208V81H207ZM209 82H210V81H209ZM19 83H20V82H19ZM24 83H25V85H27L26 82H23V84H24ZM36 83H37V81H36ZM38 83H37V90H38V88L40 89V87H41L40 85H38ZM59 83H60V82H58V85H59ZM98 83H101V82H98ZM105 83H106V82H105ZM109 83H111V82H109ZM113 83H114V82H113ZM118 83H116V84H118ZM126 83H128V82H125V83H119V84H121V85H122V84H125V85H123V87L125 86V88L129 89L128 86L126 85ZM178 83H179V82H178ZM180 83H181V82H180ZM222 83H223V82H222ZM50 84H52V83H50ZM54 84H55V83H54ZM61 84H62V82H61ZM84 84H85V82H84ZM102 84H103V83H102ZM106 84H108V83H106ZM116 84H115V85H116ZM181 84H183V83H181ZM5 85L7 86V88H6ZM34 85H35V86H34ZM43 85H42V86H43ZM63 85H64V84H63ZM68 85H69V83H68ZM70 85H71V84H70ZM108 85H110V84H108ZM121 85H120V88H121ZM183 85H184V84H183ZM183 85H181V87H185V85H184V86H183ZM195 85L198 86V84H195ZM54 86H55V85H54ZM59 86H60V85H59ZM96 86H97V85H96ZM102 86H104V85H102ZM105 86H106V85H105ZM126 86H127V87H126ZM199 86H200V85H199ZM199 86H198V87H199ZM17 87H18V86H17ZM26 87L29 88L28 85H27ZM50 87L52 88V86L49 85V88H50ZM56 87H57V86H55V88H56ZM62 87H63V86H62ZM62 87H61V88H62ZM67 87H68V86H67ZM67 87L64 85L63 89L60 88V90H59V88H58V90H59V91H63L64 88L67 89ZM118 87H119V86H118ZM20 88H21V86H20ZM28 88H26V89H28ZM41 88H42V87H41ZM44 88H47V87H43L42 89H44ZM55 88H54V89H55ZM68 88H69V87H68ZM70 88H71V87H70ZM103 88H105V87H103ZM106 88H107V87H106ZM131 88H132V87H131ZM187 88H188V87H187ZM18 89H19V87H18ZM35 89H34V90H35ZM42 89L40 90L41 92H39V90H38V91L35 90V97H34L35 99H34V100L36 101L37 99H39V100H37V102L40 101V100H42L43 102H44V101H46V102L48 101L49 104H50V103H51V102H50L51 100L49 101L50 98L48 99V98H46V96H45V95H48V94H46V93H47V90H44V91H46V92L44 93V91H43V93H44V94H43V93H42ZM56 89H57V88H56ZM113 89H115V88H113ZM113 89H112V92H113ZM121 89H122V88H121ZM127 89H125V90H127ZM214 89H215V88H214ZM214 89H212L211 91L213 92ZM3 90H6V91L9 90V92L5 93ZM20 90H22V89H20ZM29 90H30V89H29ZM52 90H53V88H52ZM58 90H57V91H58ZM90 90H91V89H90ZM129 90H130V89H129ZM194 90H195V89H194ZM202 90L204 91V89H202ZM202 90H201V91H202ZM205 90H206V89H205ZM215 90H216V89H215ZM18 91H19V92H18ZM24 91H26V90H23V95H24ZM27 91H28V90H27ZM50 91H51V89H50ZM50 91H48V92H49V95H50ZM54 91H55V90H54ZM59 91H58V92H59ZM68 91H69V90H68ZM108 91H109V90H108ZM123 91H124V88H123ZM207 91H209V90L207 89ZM207 91H206V92H207ZM211 91H210V92H207V93H203V94L200 93V94H202L204 97H206L205 99H211L215 94H217L216 92H213V93H212ZM225 91H226V90H225ZM225 91H224V92H225ZM28 92H29L30 95L32 94L31 91H28ZM30 92H31V93H30ZM58 92H57V93H58ZM69 92H70V91H69ZM103 92H105V91H103ZM118 92H119V91H118ZM128 92H129V91H128ZM132 92H131V93H132ZM260 92H261V91H260ZM51 93L53 94V92H51ZM59 93H62V92H59ZM126 93H127V92H124L123 95L126 94ZM129 93H130V92H129ZM54 94H56V92H55ZM54 94H53V95H54ZM63 94H64V97H65V95H67V93L65 94V93L63 92V93H62V96H63ZM70 94H71V92H70ZM105 94H106V93H105ZM113 94H114V92H113ZM121 94H122V90H121ZM221 94H222V93H221ZM226 94H227V92H226ZM226 94H225V95H226ZM260 94H261V93H260ZM9 95H10V96H9ZM23 95H22V98H23V97H28V95H27V96H25V95L23 96ZM30 95H29V96H30ZM49 95H48V96H49ZM53 95H50V96L54 97ZM72 95H73V93H72ZM107 95H108V94H107ZM114 95H115V94H114ZM123 95H122V96H123ZM126 95H127V94H126ZM129 95H131V94H129ZM134 95H133V97H134ZM202 95H200V97H201ZM31 96H32V95H31ZM55 96H56V95H55ZM60 96H61V95H59L58 97H60ZM62 96H61V97H62ZM68 96H69V98L71 97V95H67V97H68ZM79 96L81 97V95H79ZM91 96H92V95H91ZM91 96L89 97V99H92ZM120 96H121V95H120ZM198 96H199V95H198ZM203 96H202V97H203ZM32 97H33V96H32ZM58 97H57V98H58ZM61 97H60V98H61ZM67 97H66V98H67ZM82 97H83V95H82ZM84 97H85V95H84ZM102 97H103V96H102ZM102 97H101V98H102ZM123 97H124V96H123ZM125 97H126V96H125ZM129 97H130V96H129ZM133 97H131V98H133ZM137 97H138V96H137ZM137 97H136V98H137ZM200 97H199V98H200ZM20 98H21V96H20ZM60 98H59L58 100H60ZM62 98H63V97H62ZM66 98H64V99H66ZM72 98H73V96H72ZM72 98H70V99H72ZM93 98H94V96H93ZM136 98H135V99H136ZM165 98H162V99L164 100ZM192 98H193V97H192ZM199 98H198V99H199ZM236 98H237V97H236ZM8 99H9V98H8ZM17 99H18V97H17ZM26 99H27V98H26ZM32 99H33V98H32ZM54 99L57 100L55 97H54ZM77 99H78V98H77ZM85 99H86V98H85ZM126 99H127V98H126ZM141 99H142V98H141ZM200 99H202V101L205 100V99H203V98H200ZM3 100H4V99H3ZM3 100H2V101H3ZM18 100H19V99H18ZM18 100H17V101H18ZM66 100H68V99H66ZM78 100H80V98H79ZM78 100H76V101H78ZM100 100H101V99H100ZM109 100H112V99H109V98H108V101H107L108 103H109ZM113 100H114V98H113ZM123 100H124V99H123ZM137 100H140V99H137ZM163 100H162V101H163ZM237 100H238V99H237ZM241 100H242V99H241ZM241 100H240V101H241ZM2 101H1V102H2ZM13 101H14V100H12L11 102H13ZM61 101L63 102V99H61ZM69 101H70V102H69ZM69 101H66V102H65V100H64V103L68 104L67 102H69V104H70V103H71V100H69ZM72 101H75V100H72ZM84 101H85V100H84ZM96 101H97V100H96ZM103 101H104V100H103ZM105 101H106V100H105ZM105 101H104V102H105ZM125 101H126V100H125ZM128 101H129V100H128ZM142 101H143V103L145 102L144 100H142ZM142 101H140L141 103L139 104V106H141ZM147 101H146V102H147ZM184 101H182V102L185 103ZM202 101H201V102H202ZM244 101H246V99H245ZM14 102H16V101H14ZM23 102H24V101H23ZM56 102H57V101H56ZM62 102H61V104H64V103H62ZM78 102H79V101H78ZM94 102H95V101H94ZM107 102H105V103H107ZM189 102H190V101H189ZM189 102H188L187 104H189ZM2 103H3V102H2ZM31 103H32V102H31ZM31 103L28 102V103H26V104H28L27 106L29 107V105H30ZM52 103L54 104L55 102H52ZM73 103H74V102H73ZM80 103H82V102H80ZM99 103H100V102H99ZM111 103H114V102L110 101V103H109L108 105H111V106H112ZM115 103H116V101H115ZM128 103H129V102H128ZM128 103H127V104H128ZM178 103H179V102H178ZM202 103H203V102H202ZM216 103H217V102H216ZM225 103H227V102H225ZM243 103H244V102H243ZM0 104H1V103H0ZM20 104H21V103H20ZM22 104H23V103H22ZM46 104L49 105L48 103H46ZM46 104H44V105H46ZM55 104H56V103H55ZM66 104H64L63 106L61 105L60 107H59L58 104H56L57 106H55V107H56L55 109H57V110H58L57 107H59L60 109L62 108L63 113H62L61 116H60L61 113L58 114V112H60L61 110H59V111L56 110V111L53 112L51 115H50V114L47 115V116H49V118H48V117H47V118L44 117V119H47V121L49 120V123H48L49 126H48V128L52 129L53 133H55V134L59 132V131L57 132V130H60V132H61V130H62V132H64V131L66 130V129L63 130V128H62V125L65 126L64 124L67 123V122H65V123L63 124V120L65 119V121H66V118H69L70 114L72 113L71 111L69 112V110H70L71 107L68 106V105H66ZM78 104H79V103H78ZM84 104H85V102H84ZM146 104H147V103H146ZM162 104L167 105V102L165 103V101H164V103H162ZM244 104H245V103H244ZM3 105H4V104H3ZM23 105H24V104H23ZM32 105H33V104H32ZM32 105H31L30 107H32ZM35 105H37V107L35 106L36 108H34V109H33V107H32L31 110L34 111V110L36 109V110H35L36 113L39 114L40 111H38V106L40 107L41 104H39V105H38V104H35ZM42 105H43V104H42ZM44 105H43V108H45ZM73 105H74V104H73ZM73 105H72V103H71V106H72V107L75 106V105H74V106H73ZM79 105H80V104H79ZM102 105H103V104H102ZM108 105H107V106H108ZM113 105H115V104H113ZM122 105H123V104H122ZM122 105H121V106H122ZM131 105H132V104H131ZM148 105H149V103H148ZM169 105H170V104H169ZM190 105H191V103H190ZM1 106H2V104H1ZM16 106H18V105H16ZM20 106H22V105H20ZM20 106H18V107H19V108H22V107H20ZM33 106H34V105H33ZM49 106H51V105H49ZM49 106H47V107H49ZM76 106H77V105H76ZM80 106L83 107L84 105H83V106L80 105ZM85 106H86V105H85ZM85 106H84V108H85ZM107 106H105V107H107ZM116 106H118V105H116ZM121 106H120V107H121ZM139 106H137V107H139ZM142 106H143V104H142ZM193 106H194V105L192 104V107H193ZM215 106H216V105H215ZM23 107H25V105H24ZM41 107H42V106H41ZM51 107H54V105L51 106ZM66 107H68L69 110H68ZM69 107H70V108H69ZM77 107H78V106H77ZM77 107H76V108H77ZM81 107H79V108H81ZM99 107H100V106H99ZM105 107H103V108H105ZM112 107H114V106H112ZM166 107H169V106H166ZM166 107H165V108H166ZM195 107L197 108V106H194V107H193L194 110H195ZM201 107H202V106H200V108H201ZM242 107H243V106H242ZM49 108H50V107H49ZM87 108L89 109V106H88ZM114 108L116 109L117 107H114ZM114 108H113V109H114ZM118 108H119V106H118ZM118 108H117V109H118ZM142 108H143V107H142ZM161 108H162V109H161ZM170 108H171V107H170ZM178 108H179V107H178ZM200 108H198V109H200ZM263 108H264V107H263ZM23 109H25V108H23ZM26 109H27V107H26ZM26 109H25V110H26ZM47 109H48V108H47ZM72 109H75V107L72 108ZM108 109L110 110V108H108ZM121 109H122V108H121ZM166 109H168V108H166ZM173 109H170L171 114H172V112H173ZM180 109H181V108H180ZM31 110L28 109L29 112H32ZM40 110H41V109H40ZM42 110H43V109H42ZM44 110H45V109H44ZM44 110H43V111H44ZM75 110L78 111L79 109H78V110L75 109ZM80 110H81V109H80ZM89 110H90V109H89ZM140 110H141V109H139V111H140ZM171 110H172V111H171ZM6 111H7V110H6ZM9 111H10V110H9ZM35 111H34V112H35ZM46 111H47V110H46ZM48 111H49V110H48ZM52 111H53V110L50 109V112H52ZM76 111H75V112H76ZM84 111H85V110H84ZM87 111H88V110H87ZM87 111H86V112H87ZM105 111H106V110H105ZM113 111H116V110H113ZM165 111H166V110H165ZM175 111H177L176 108H175ZM195 111L197 112V114H199L201 110H199V111H198V110H195ZM243 111H244V110H243ZM263 111H264V110H263ZM0 112H1V111H0ZM10 112H11V111H10ZM12 112H13V111H12ZM50 112H47V113H50ZM73 112H74V111H73ZM86 112H85V113H86ZM99 112H100V111H99ZM107 112H108V111H107ZM141 112H142V110H141ZM163 112H162V113H163ZM196 112H195V113H196ZM198 112H199V113H198ZM36 113H35L36 117H35V115H34V118H37L38 116L41 115V114H40V115L37 116ZM43 113H45V112H43ZM69 113H70V114H69ZM79 113H80L81 115L84 114V113L81 112V111H80ZM168 113H169V111H168ZM32 114H33V113H32ZM73 114H76V115L79 116V114H77V113H73ZM141 114H142V113L139 114L140 117H141ZM164 114H165V113H164ZM171 114H169V115H171ZM179 114H180V113H179ZM43 115H44V114H43ZM81 115H80V116H81ZM88 115H89V114H88ZM92 115H94V114H92ZM107 115H108V114H107ZM143 115H144V112H143ZM143 115H142V117H144ZM146 115H147V114H146ZM161 115H163V114H161ZM161 115H160V116H161ZM166 115H167V114H166ZM166 115H163V118H164V119H166L165 117L168 116V115H167V116H166ZM172 115H174V113H173ZM78 116H77V117L75 116V118H78ZM108 116H109V115H108ZM149 116H151V120H154V119H152L153 116H152L151 114H149ZM149 116H148V117H149ZM155 116H154V117H155ZM177 116H179V115H177ZM197 116H198V115H197ZM70 117H72V116H70ZM73 117H74V115H73ZM73 117L70 118V119H71V120L73 119V121H74V118H73ZM82 117H83V116H81V117H79V118H80L81 120H83L85 117H83V118H82ZM86 117H87V115H86ZM89 117H90V116H89ZM95 117H96V116H95ZM115 117H117V116H115ZM115 117L112 116V118H115ZM125 117H127V116H125ZM134 117H135V116H134ZM138 117H139V116H138ZM138 117H137L136 119H138ZM145 117H146V116H145ZM169 117H170V116H168V119H169ZM179 117H180V116H179ZM38 118H39V117H38ZM38 118H37V119H38ZM92 118H93V117L90 118L91 121H89V122H92V123L94 124V119L92 120ZM117 118H118V117H117ZM149 118H150V117H149ZM149 118H148V119H149ZM180 118H181V117H180ZM32 119H33V117L31 118V120H32ZM42 119H43V118H42ZM70 119H69L68 121H69V124H70V123H71V124L69 125V124L67 123V124L69 125L68 128L70 127V129H72V130L75 132V134H76V133H79L80 130H81V128L83 129V128H86V127H87V126L84 127V126L82 125L83 123H82V121H81V122H79V123H82V124H81L82 127H81L80 124H79L80 127L78 126V124L75 126V125H74L75 123H74V124H73L74 127L71 128V127H72V122H73V121H71ZM133 119H134V118H133ZM156 119H158V118H156ZM156 119H155V120H156ZM172 119H173V117H172ZM33 120H34V119H33ZM33 120H32V121L29 120V121H30V122H33ZM38 120H39V119H38ZM38 120H37V121H38ZM84 120H85V119H84ZM84 120H83V122H84V124H85L86 122H85ZM86 120H87V119H86ZM105 120H106V119H105ZM119 120H121V119H119ZM126 120H127V119H126ZM161 120H162V119H161ZM161 120H160V122L163 123L164 120H163V121H161ZM169 120H171V117H170ZM180 120H181V119H180ZM0 121H1V120H0ZM34 121H35V120H34ZM70 121H71V122H70ZM117 121H118V120H117ZM140 121L144 122L143 119L140 120ZM165 121H168V120H165ZM41 122H42V121H41V119H40V122H39V123H41ZM132 122H133V121H132ZM132 122H131V123H132ZM134 122H135V121H134ZM134 122H133V124H135ZM136 122H137V121H136ZM138 122H139V121H138ZM138 122H137V123H138ZM152 122H154V121H152ZM160 122H159V123H160ZM175 122H176V121H175ZM188 122H189V121H188ZM1 123H2L3 125L5 124V123L2 122V121H1ZM43 123H44V122H43ZM113 123H115V122L113 121ZM116 123H117V122H116ZM131 123H130V124H131ZM148 123H149V122H148ZM32 124H33V123H32ZM44 124H47L46 121H45ZM44 124H42V125H44ZM86 124H88V123H86ZM93 124H92V125H93ZM98 124H99V123H97V125H98ZM100 124H102V123H100ZM119 124H122V122H120ZM133 124H131V125H133ZM140 124H141V123L139 122V126H137V129H139V128L141 127ZM191 124H192V123H191ZM5 125H6V124H5ZM10 125H12V124H10V123L8 124L9 128H10ZM33 125L35 126V124H33ZM33 125H32V126H33ZM42 125H41V124H40V125L38 124L39 127H41ZM106 125H107V124H106ZM137 125H138V124H137ZM142 125H143V124H142ZM147 125H149V124H147ZM176 125H177V124H176ZM8 126H7V127H8ZM36 126H37V125H36ZM110 126H111V125H110ZM121 126H122V125H121ZM121 126H120V127H121ZM129 126H130V125H129ZM135 126H136V125H135ZM144 126H145V125H144ZM155 126H156V125H155ZM155 126L153 125L152 127L157 128V127H155ZM189 126H190V124H189ZM189 126H188V127H189ZM192 126H193V125H192ZM229 126H230V125H229ZM12 127H13V126H11V128H12ZM65 127H66V126H65ZM65 127H64V128H65ZM94 127L97 128V126H94ZM98 127H99V126H98ZM101 127H102V126H100V128H101ZM111 127H112V126H111ZM133 127H134V126H133ZM147 127H148V126H147ZM152 127H151V128H152ZM190 127H191V126H190ZM3 128H4V127H3ZM11 128H10L9 130H12ZM27 128H28V126H27ZM37 128H38V127H37ZM44 128H45V127H44ZM61 128H62V129H61ZM74 128H75V130H74ZM90 128H91V127H90ZM92 128H93V127H92ZM96 128H95V129H96ZM117 128H119V127H117ZM151 128H149V129H151ZM224 128H225V127H224ZM13 129H14V128H13ZM17 129H18V128H17ZM33 129H34V128H33ZM45 129H47V128H45ZM45 129H44V130H45ZM95 129L93 130L94 132H96ZM112 129H113V128H112ZM114 129H115V128H114ZM129 129H130V128H129ZM137 129H136V131H137ZM142 129H143V128H142ZM142 129H140V130H142ZM172 129H173V128H172ZM186 129H188V128H186ZM44 130H43V133H45ZM83 130L85 131L86 129H83ZM89 130H90V129H89ZM107 130H108V129H107ZM127 130H128V129H127ZM130 130H134V129L132 128V129H130ZM140 130H139V131H140ZM151 130H153V129H151ZM151 130H149V131L152 132ZM188 130H190V129H188ZM191 130H192V129H191ZM191 130H190V132H191ZM229 130H230V129H229ZM4 131L6 132V131H7V128H6V130H5V128H4ZM27 131H28V129H27ZM31 131H32V130H31ZM33 131L36 132V127H35V130H33ZM39 131H40V130H39ZM67 131H69V130H67ZM117 131H118V130H117ZM142 131H144V130H142ZM142 131H141V132H142ZM146 131H147V130H146ZM155 131H156V130H154V132H152V134H155V133L157 132V131H156V132H155ZM195 131H197V130L195 129ZM9 132H10V131H9ZM9 132H8V133H9ZM11 132H12V134H13V130H12ZM35 132H34V133H35ZM40 132H41V131H40ZM40 132H39V133H40ZM46 132H49L48 129L46 130ZM50 132H51V131H50ZM50 132H49V133H50ZM70 132L73 133L72 131H70ZM70 132H68V134H69ZM108 132H109V130H108ZM112 132H113V131H112ZM119 132H121V131H119ZM123 132H125V131H123ZM123 132H122V134H123ZM126 132H127V131H126ZM141 132H140L139 134H142V133L145 134L144 132H142V133H141ZM185 132H186V131H185ZM190 132H189V133H190ZM14 133H15V132H14ZM18 133H19V132H18ZM20 133H21V132H20ZM20 133H19V135H20ZM29 133H31V132H29ZM29 133H28V134H29ZM32 133H33V132H32ZM36 133H37V132H36ZM36 133H35V134H36ZM41 133H42V132H41ZM43 133H42V136H43ZM53 133L51 132V134H53ZM71 133H70V135H71ZM110 133H111V132H110ZM128 133H129V132H128ZM128 133L125 134L126 137H127V134H128ZM132 133H133V132H132ZM147 133H148V131H147ZM191 133H194V132H191ZM4 134H5V133H4ZM6 134H7V133H6ZM51 134H50V135H51ZM59 134H60V133H59ZM59 134L56 135V136H58L59 138H61V140H59V141L61 142V141H64V140L66 139V145H67V144H68V142H67L68 134L65 135V133H63V134L66 136L65 139H64L65 136L63 137L64 140H62V137H61L62 134H61L60 136H59ZM75 134H74V135H75ZM112 134H113V133H112ZM137 134H138V133H137ZM137 134H136V135H137ZM143 134H142V135H143ZM157 134H158V132H157ZM195 134H196V133H195ZM195 134H194V135H195ZM16 135H17V134H16ZM16 135L13 134V136L17 137ZM40 135H41V134H40ZM53 135H54V134H53ZM76 135H80V134H76ZM100 135H101V134H100ZM115 135H116V134H115ZM128 135H129V134H128ZM133 135H134V134H133ZM10 136H11V135H10ZM23 136H24V133L22 134V137H23ZM51 136H52V135H51ZM62 136H63V135H62ZM72 136H73V135H72ZM111 136H113V135H111ZM120 136H121V134H120ZM120 136H119V137H120ZM130 136H131V134H130ZM130 136H128V137L130 138ZM140 136H141V135H140ZM150 136H151V135H150ZM152 136H153V135H152ZM152 136H151V137H148L149 140H150V138H155V137H152ZM163 136H164V135H163ZM163 136L161 137L162 140L166 138V137L163 138ZM166 136H167V135H166ZM5 137H7V136H5ZM26 137H27V136H25L24 138H26ZM30 137H32V136H30ZM30 137H28V138H30ZM43 137H44V136H43ZM45 137H46V135H45ZM49 137H50V136H49ZM82 137H83V136H82ZM122 137H123V136H122ZM133 137H134V136H133ZM135 137H137V136H135ZM142 137H143V138H142ZM142 137H141V138H142V141H143V139H144V141H146L145 143H147V142H148V141H147L148 138H147V140H145V139H146V138H144L145 136H142ZM203 137H204V134H203ZM225 137H226V136H225ZM225 137H224V138H225ZM8 138H9V136H8ZM8 138H7V140H8ZM19 138H21V137H19ZM54 138H55V135H54ZM59 138H58V139H59ZM73 138H74V136H73ZM116 138H117V137H116ZM120 138H121V137H120ZM141 138L138 139V140L140 141ZM158 138H160V137H158ZM226 138H227V137H226ZM40 139L42 140V138H40ZM46 139H47V137H46V138H43L44 141H46ZM56 139H57V137H56ZM58 139H57V140H58ZM112 139H113V137H112ZM123 139H124V137H123ZM204 139H206V138H203V140H204ZM222 139H223V138H222ZM7 140H6V141H7ZM10 140H12V139H10ZM13 140H14V139H13ZM27 140H28V139H27ZM27 140H26V141H27ZM49 140L52 141L53 139L50 137ZM78 140H79V139H78ZM81 140H83V139L81 138ZM110 140H111V139H110ZM113 140H115V139H113ZM119 140H120V139H119ZM128 140L133 142V140H130V139H128ZM152 140H153V139H152ZM223 140L225 141V139H223ZM223 140H222V141H223ZM228 140H229V138H228ZM21 141H22V140H21ZM26 141H25V142H26ZM37 141H38V140H37ZM37 141H36V142H37ZM51 141H50V142H51ZM72 141H73V140H72ZM76 141H77V140H76ZM115 141H116V140H115ZM124 141H126V144L129 143V142H127V140H125V139H124ZM139 141H138V143L140 144ZM156 141L160 142L161 140H157V139H156ZM222 141H221V142H222ZM226 141H227V140H226ZM3 142H4V141H3ZM7 142H8V141H7ZM14 142H15V141H14ZM16 142H18V141H16ZM19 142H20V141H19ZM19 142H18V143H19ZM23 142H24V141H23ZM28 142H30V141H28ZM31 142H33V140H32ZM52 142H54V140H53ZM52 142H51V143H52ZM60 142H59V143H60ZM64 142H65V141H64ZM77 142H78V141H77ZM80 142H81V141H80ZM104 142H105V141H104ZM122 142H123V140H122ZM122 142H120V143H122ZM149 142H150V141H149ZM161 142H162V141H161ZM212 142H213V141H212ZM8 143H9V142H8ZM26 143H27V142H26ZM34 143H35V142H33V143H31V144H34ZM37 143H38V142H37ZM43 143L45 144V142H43ZM57 143H58V141H57L56 143H52V144H57ZM61 143H62V142H61ZM61 143H60V144H61ZM69 143H70V141H69ZM74 143H75V141H74ZM74 143H73V144H74ZM85 143H86V142H85ZM85 143H84V144H85ZM87 143H89V142H87ZM87 143H86L85 145H87ZM113 143H115V142H113ZM124 143H125V142H124ZM150 143H151V142H150ZM152 143L154 144L153 141H152ZM199 143H200V142H199ZM201 143H202V142H201ZM201 143H200L199 145H201ZM226 143H227V142H226ZM4 144H5V143H4ZM12 144H13V147H14V143H12ZM20 144L22 145V142H20ZM27 144H30V143H27ZM27 144H26V145H27ZM38 144H39V143H38ZM44 144H43V145L40 144V146H41V145L44 146ZM48 144H49V142H48ZM71 144H72V142H71ZM73 144H72V145H73ZM75 144H77V143H75ZM75 144H74V145H75ZM101 144H102V143H101ZM117 144H118V143H117ZM126 144H125V145L123 144V145L126 147ZM131 144H132V143H131ZM141 144H142V143H141ZM147 144H149V143H147ZM153 144H152V146H153ZM205 144H206V143H203L202 145H204V147H205ZM231 144H232V143H231ZM7 145H8V144H7ZM10 145H11V144H10ZM10 145H9V146H10ZM35 145H36V144H35ZM62 145H64V144H62ZM74 145H73L74 148H72L71 151L74 150V149L76 148ZM118 145H119V144H118ZM120 145H121V144H120ZM134 145H135V144H134ZM134 145H133V146H134ZM144 145H145V144H144ZM155 145L158 146V145H157V142L155 143ZM225 145H226V144H225ZM227 145H228V144H227ZM16 146H18V144H17ZM40 146H39V147H40ZM48 146H49V149H50L51 144H49ZM53 146H54V145H53ZM57 146H58V145L54 146V148L57 149ZM60 146H61V145H60ZM67 146H68V145H67ZM79 146H82V147H83V145H80V144H79ZM89 146H90V145H89ZM127 146H128V148H129V145H127ZM147 146H149V145H146L145 148H146ZM152 146H151V148L155 147V146H153V147H152ZM222 146H223V145H222ZM10 147H12V146H10ZM33 147H34V146H33ZM62 147H63V146H62ZM62 147H61V148H62ZM82 147H81V150H82ZM84 147H85V146H84ZM86 147H87V146H86ZM106 147H107V146H106ZM125 147H124V149H123L124 151H125ZM130 147H131V145H130ZM136 147H137V146H136ZM215 147L218 148V146H215ZM224 147H225V146H224ZM226 147H227V146H226ZM14 148H15V147H14ZM35 148H36V146H35ZM40 148H41V147H40ZM43 148H44V147H43ZM45 148H46V147H45ZM54 148H53V149H54ZM61 148H59V149H57V150H55V149H54V150H51V149H50V150H51V153L48 152V154H49V153L52 154V151H54V152H55V151H58V150L60 151ZM64 148H65V149H63V150L65 151L67 148H66V147H64ZM69 148H70V147H69ZM111 148H113V147H111ZM137 148H138V147H137ZM142 148H143V147H142ZM198 148H199V147H198ZM198 148H195V149L198 150ZM200 148H201V147H200ZM202 148H203V146H202ZM221 148H222V147H221ZM232 148H233V147H232ZM17 149H19V148H17ZM25 149H26V147H25ZM31 149H32V148H31ZM41 149H42V148H41ZM41 149H40V150H41ZM76 149H77V148H76ZM85 149H86V148H85ZM97 149H98V148H97ZM100 149H101V148H100ZM108 149H109V148H108ZM108 149H107V150H108ZM117 149H118V148H117ZM117 149H116V150H117ZM129 149H130V151H131V149H133V148H129ZM140 149H141V147H140ZM146 149H150V147H148V148H146ZM19 150L21 151V149H19ZM29 150H30V149H29ZM29 150L27 149V151H29ZM37 150H39V149H37ZM69 150H70V149H69ZM69 150H67V151H68V154L71 153ZM89 150H90V149H89ZM22 151H23V150H22ZM48 151H49V150H48ZM64 151H62V152H64ZM74 151H75V150H74ZM74 151H73L72 153H74ZM103 151H104V150H103ZM105 151H106V149H105ZM117 151H118V150H117ZM176 151H177V150H176ZM210 151H211V150H210ZM23 152H24V151H23ZM29 152H30V151H29ZM29 152H28V154H30ZM35 152H36V151H35ZM35 152L33 151L34 154L38 153V152H36V153H35ZM41 152H42V150H41ZM45 152H47V151L45 150ZM54 152H53V154H54ZM76 152H78V151H76ZM90 152H91V151L87 152L88 154H87L86 152H85V153H86L87 155H89ZM93 152H94V150H93ZM93 152H91V153H93ZM98 152H99V151L97 150V153L95 152L96 154L94 153V154H92V155H94V156L96 157V155L98 154ZM120 152H121V151H120ZM142 152H143V151H142ZM146 152H147V151H146ZM173 152H174V151H172V155H171L170 158H172V156H173V158H174L175 154H177L176 152H175V153H173ZM211 152H212V151H211ZM18 153H19V152H17V154H18ZM55 153H56V152H55ZM59 153H60V152H59ZM72 153H71V155H73ZM80 153H81V152H80ZM85 153H84V154H85ZM104 153H105V152H104ZM125 153H126V151H125ZM125 153H123L124 156H127L128 154L126 155ZM134 153H135V152H134ZM144 153H145V152H144ZM147 153H148V152H147ZM147 153H146V154H147ZM165 153H166V152H165ZM180 153H181V151H180ZM180 153H179V154H180ZM2 154H3V153H2ZM6 154H7V153H6ZM28 154H25V155L28 156ZM34 154H33V156H34ZM39 154H40V152L38 153V155H37V154H36V155L40 157ZM48 154H47V155H48ZM74 154H75V153H74ZM84 154H83V155H84ZM105 154H106V153H105ZM107 154H108V153H107ZM107 154H106V155H107ZM136 154H137V153H136ZM162 154H163V153H162ZM162 154H161V155H162ZM166 154H169V155H170L171 153L167 152ZM173 154H174V155H173ZM204 154H205V153H204ZM11 155H13V154H11ZM36 155H35V156H36ZM56 155H58V154L56 153ZM56 155H53V156H56ZM76 155H77V154H76ZM83 155H82V156H83ZM90 155H91V154H90ZM90 155H89V160L91 159V158H90ZM149 155H150V154H149ZM149 155H148V156H149ZM157 155H158V154H157ZM161 155H160V157H162V158H161L162 160H165L166 158H169V157H167L168 155L165 156V157H164L163 155H162V156H161ZM18 156H19V155H18ZM29 156H30V155H29ZM35 156H34V157H35ZM41 156H43V155L41 154ZM50 156H51V155H50ZM62 156H64V155H62ZM85 156H86V155H85ZM85 156H84L83 158L86 159V161H84L83 158H81V160H82V162H85L86 165H87V162L89 163L90 161H87L88 156H87V158H85ZM98 156H99V155H98ZM101 156H102V157H100V158L102 159L104 156H103L102 154H101ZM117 156H118V155H117ZM5 157H6V156H5ZM39 157H35V158H39ZM45 157H46V156H45ZM57 157H58V156H57ZM79 157H80V156H79ZM95 157H94V158H95ZM108 157H109V156H108ZM131 157H132V156H131ZM139 157H140V156H139ZM144 157H145V156H144ZM144 157H143V158H144ZM157 157L159 158V156H157ZM15 158L17 159V157H15ZM19 158L21 159L22 157H19ZM30 158L34 159V161L36 160L35 158L32 157V155L30 156ZM40 158H41V157H40ZM40 158H39V159H40ZM43 158H44V156H43ZM52 158H53V157H52ZM52 158H51V159L48 158V159L51 161V160H53ZM61 158H62V159H61ZM61 158H60L61 160L66 159L65 157H61ZM77 158H78V157H77ZM92 158H93V157H92ZM123 158H124V157H123ZM163 158H165V159H163ZM170 158H169V159H170ZM173 158L170 159L171 162H170V161H167V162H168V163L170 162V163L172 164ZM180 158H181V157H180ZM8 159H9V158H7V163H8V164H7V163H6V164H7L8 166H10L11 163L9 162ZM10 159L12 160V158H10ZM22 159H23V158H22ZM39 159H37V160H39ZM45 159H47V158H45ZM45 159H44V160H45ZM67 159L69 160L68 157H67ZM78 159H79V158H78ZM97 159H98V158H97ZM104 159H105V158H104ZM169 159H166V160H169ZM11 160H10V161H11ZM25 160H26V159H25ZM40 160H41V159H40ZM54 160L56 161V159H54ZM68 160H67V161H68ZM70 160H71V158H70ZM73 160H74V159H73ZM91 160H93V159H91ZM166 160H165V161H166ZM179 160H180V159H179ZM181 160H183V159H181ZM13 161H14V160H13ZM26 161H27V160H26ZM50 161H49V162H50ZM64 161H65V160H64ZM93 161H94V160H93ZM99 161H100V160H99ZM99 161H98V162H99ZM105 161H106V160H105ZM22 162H23V161H22ZM22 162H19V163H22ZM29 162H30V161H28V164H27V165L25 164V165H26V166L29 165V166H30L29 169H32V170L34 171V169H33V168L35 167L34 164H33V165H30ZM42 162H43V161H42ZM45 162H48V161H45ZM49 162H48V163H49ZM57 162H59V161H57ZM57 162H56V163H57ZM62 162H63V161H62ZM62 162H61V163H62ZM65 162H66V161H65ZM72 162H74V161H72ZM72 162H71V163H72ZM79 162H80V161H79ZM149 162H151V161H149ZM160 162H161V161H160ZM160 162H159V163H160ZM180 162H181V161H180ZM182 162H183V161H182ZM9 163H10V165H9ZM30 163H31V162H30ZM36 163H37V166H38V162H37V161H36ZM85 163H81V165H82V164L85 165ZM157 163H158V162H157ZM157 163H156V164H157ZM173 163H174V164H172V165H171V164H169V165L167 164L168 166L171 165V166L169 167V169H171V168L173 167L174 170H175V169L178 170V165H176L174 161H173ZM12 164H13V163H12ZM44 164H46V163H44ZM50 164H51V162H50ZM50 164H49V166H50ZM57 164H59V163H57ZM65 164H66V163H65ZM67 164H68V163H67ZM67 164H66V165H67ZM69 164H70V163H69ZM69 164H68V165H69ZM76 164H77V162H76ZM147 164L149 165V163H147ZM163 164H164V162L162 161V166H164V165L166 166V163H165L164 165H163ZM3 165H4V164H3ZM25 165H24V166H25ZM47 165H48V164H47ZM54 165H55V164H53L52 166H54ZM70 165H72V164H70ZM78 165L81 166L80 164H78ZM97 165H98V164H97ZM97 165H96V166H97ZM105 165H107V164H105ZM158 165H159V164H158ZM4 166H5V165H4ZM4 166H2V167H4ZM12 166H13V165L10 166L11 169H8V167H6V168H7L8 170H12ZM33 166H34V167H33ZM39 166H40V163H39ZM41 166H42V165H41ZM55 166H56V165H55ZM62 166H64V164H63ZM73 166H74V164H73ZM79 166H78V167H79ZM88 166L90 167V164H88ZM88 166H87V169H88ZM92 166H93V165H92ZM92 166H91V167H92ZM98 166H99V165H98ZM160 166H161V165H160ZM168 166H166V167H168ZM0 167H1V166H0ZM10 167H9V168H10ZM13 167H15V166H13ZM21 167H22V166H21ZM64 167H65V166H64ZM70 167H71V166H70ZM78 167H76V168H78ZM166 167H165V168H162V167H161V169H166ZM4 168H5V167H4ZM15 168H16V167H15ZM17 168H20V166L17 167ZM53 168H56V167H53ZM71 168H72V167H71ZM74 168H75V166H74ZM76 168H75V170H76ZM80 168L84 169V166H82V167H80ZM85 168H86V167H85ZM151 168H152V167H151ZM173 168H172V169H173ZM7 169L5 170L6 172L3 171V172H5L4 174H3V172H0V173H1L0 175L3 174V176H7V174L9 173V172H7V171H8ZM21 169H23V167H22ZM25 169H26V168H25ZM36 169H37V168H36ZM36 169H35V170H36ZM39 169H40V168H39ZM60 169H62V168H60ZM67 169H68V167H67ZM92 169H93V168H92ZM98 169H99V167H98ZM148 169H149V168H148ZM154 169L156 170V168H154ZM167 169H168V168H167ZM234 169H235V168H234ZM0 170H1V169H0ZM14 170H15V169H14ZM14 170H13V171H14ZM37 170H38V169H37ZM56 170H57V169H56ZM56 170H55V171H56ZM71 170H72V169H71ZM78 170L81 172V169L78 168ZM78 170H77V171H78ZM88 170H91V169H88ZM152 170H153V168H152ZM158 170H159V168H158ZM158 170H157V171H158ZM1 171H2V170H1ZM19 171H21V170L18 169V172H19ZM24 171H26V170H24ZM39 171H40V170H39ZM65 171H66V170H65ZM79 171H78V172H79ZM84 171H86V170H84ZM84 171H83V172H84ZM97 171H98V170H97ZM153 171H154V170H153ZM179 171H180L179 173L182 172L181 168H180ZM240 171H241V170H240ZM243 171H244V170H243ZM28 172H29V171H28ZM35 172H36V171L32 172V174L35 173ZM37 172H38V171H37ZM41 172H42V171H40V173H41ZM49 172H50V171H49ZM69 172H70V171H69ZM80 172L78 173L79 176L82 175V174H81L82 172H81V173H80ZM87 172L89 173V171H87ZM99 172H100V171H98V173H99ZM149 172H150V171H149ZM6 173H7V174H6ZM12 173H13V172H12ZM22 173L24 174L25 172H22ZM26 173H27V172H26ZM29 173H31V172H29ZM96 173H97V172H96ZM98 173H97V174H98ZM182 173H184V172H182ZM5 174H6V175H5ZM18 174H20V173H18ZM43 174H44V173H43ZM48 174H49V173H48ZM75 174H77V173H75ZM84 174H85V173H83V175H84ZM233 174H234V173H233ZM8 175H9V174H8ZM35 175H37V174H35ZM35 175H33V177H30V178L33 179V178L35 177ZM44 175H46V174H44ZM61 175H64V174L61 173ZM78 175H77V176H78ZM99 175L101 176V174H99ZM99 175H98V176H99ZM12 176H13V175H12ZM14 176H17V177L19 178V176H18L17 174H14ZM21 176H22V175H21ZM23 176H25V175H23ZM23 176H22V180L25 179V178H23ZM26 176H27V174H26ZM29 176H31V174H30ZM67 176H68V175H67ZM84 176H85V175H84ZM87 176H88V175H87V173H86V178H87ZM95 176H96V175H95ZM246 176H247V175H246ZM251 176H252V175H251ZM251 176H250V177H251ZM253 176H254V175H253ZM10 177H11V176H9V179H10ZM39 177H40V179H43L45 176H44L43 178H42L41 176H39ZM39 177H38V179H37L36 181L39 180ZM47 177H48V176H47ZM50 177H51V176H50ZM52 177H53V176H52ZM60 177H61V176H60ZM69 177H70V176H69ZM80 177H82V176H80ZM80 177H79V178H80ZM92 177H93L92 179H94V176H92ZM235 177H236V176H235ZM0 178H1V177H0ZM3 178H4V177H3ZM3 178H2V179H3ZM6 178H7V177H6ZM11 178H12V177H11ZM18 178H13L12 180H18ZM20 178H21V177H20ZM20 178H19V179H20ZM26 178H27V177H26ZM48 178H49V177H48ZM53 178H54V177H53ZM56 178H57V177H55V180H53V181H55V182L57 183ZM63 178H64V177H63ZM63 178H62V179H63ZM67 178H68V177H67ZM73 178H74V177H73ZM77 178H78V177H77ZM86 178L84 177L85 182H86V184H87V181H89V180L86 181ZM88 178H91V176L88 177ZM255 178H256V176H255ZM28 179H29V178H28ZM46 179H47V178H46ZM60 179H61V178H60ZM68 179H69V178H68ZM172 179H173V178H172ZM172 179L169 180V181L171 182ZM190 179H192V178H190ZM4 180H5V178H4ZM7 180H8V178H7ZM12 180H8L9 182L11 181V183H9L8 185H11V184L14 182V181L12 182ZM44 180H45V179H43V181H44ZM58 180H59V179H58ZM69 180H74V179H71V178H70ZM80 180H81V179H80ZM96 180H98V177L96 178ZM96 180H95V181H96ZM164 180H167V179H164ZM233 180H234V179H233ZM20 181H21V180H20ZM25 181H26V179H25ZM25 181H24V183H25ZM36 181H35V179H34V182H36ZM43 181L40 180V181H39V184H42V185H43V183H42ZM45 181H46V180H45ZM74 181H75V183H76V180H74ZM74 181H71V183H72V182L74 183ZM83 181H84V180L82 179V182H83ZM91 181H92V180H91ZM91 181H90V182H91ZM95 181H94V183H95ZM169 181L167 182V184L169 183ZM21 182H22V181H21ZM31 182H33V181H31ZM48 182H49V181H48ZM59 182H60V181H59ZM65 182H66V179H65ZM65 182L62 181V184H61V185H63V188H64V185H65V184H63V183H65ZM67 182H68V180H67ZM98 182H99V181H98ZM98 182H97V183H98ZM242 182H243V181H242ZM2 183H3V182H2ZM4 183H5V182H4ZM15 183H17V184H15ZM18 183H19L18 181L14 182L15 185L12 184L11 187H12L13 185H14L16 188H17V185H18V187H19V184H18ZM24 183H23V184H24ZM101 183H103V182H101ZM164 183H165V181H164ZM0 184H1V183H0ZM26 184H27V183H26ZM33 184H34V183H33ZM36 184H38V182H36ZM39 184H38V186H39ZM44 184H45V182H44ZM57 184H58V183H57ZM66 184H67V183H66ZM95 184H96V183H95ZM169 184H170V183H169ZM169 184H168V185H169ZM6 185H7V183H6ZM8 185H7V186H8ZM59 185H60V184H59ZM81 185H82V186H81ZM81 185H80L79 187H81V188L83 189V185H85V184H81ZM89 185H92V183L89 184ZM99 185H100V184H99ZM1 186H4V185L2 184ZM14 186H13V187H14ZM27 186H28V185H25L24 188L26 187V188L28 189L29 186H28V187H27ZM30 186H31V185H30ZM34 186H35V188H36V185H34ZM54 186H55V185H54ZM69 186H70V185H69ZM69 186H68V187H69ZM72 186H74V187H72ZM72 186H70L69 188L72 187L71 189H72V191H74L73 189H75V185H72ZM76 186H78V184H77ZM85 186L87 187L88 185H85ZM85 186H84V188H85ZM94 186H95V185H94ZM96 186H98V184H96ZM100 186H101V185H100ZM100 186H98V187H100ZM164 186H165V185H164ZM5 187H6V186H5ZM8 187H10V186H8ZM11 187H10V189H9V188H7V189H9V191H10V190H12ZM13 187H12V188H13ZM43 187H45V186H43ZM43 187H42V188H43ZM50 187H51V186H50ZM50 187H49V189H51ZM52 187H53V186H52ZM65 187H66V185H65ZM89 187H90V186H89ZM98 187H97V188H98ZM104 187H105V186H104ZM104 187H103V189L105 190ZM1 188H2V187H1ZM3 188H4V187H3ZM3 188H2V189H3ZM21 188H22V190H23V187H21ZM26 188H25V189H26ZM31 188L34 190V187H30V188H29V189L32 191ZM39 188L41 189V192H42L43 189L41 188V186H39ZM63 188H62V189H63ZM100 188L102 189V187H100ZM100 188H99V189H100ZM29 189H28V190H29ZM47 189H48V188H47ZM54 189H55V187H54ZM54 189H53V188L51 189V190H53V193H54ZM77 189H78V191H79V188H77ZM82 189H81V190H82ZM91 189H93V188L91 187ZM95 189H96V188H95ZM95 189L92 190V192L95 191ZM103 189H102V190H103ZM15 190H16V189H15ZM18 190H20V188H18ZM35 190L37 191V189H35ZM56 190H59V192H58V191H57V192L60 194V192L64 191L65 189H63V190L61 191L60 188H56ZM83 190H84V189H83ZM89 190H90V189H89ZM104 190H103V191H104ZM0 191H1V190H0ZM16 191H17V190H16ZM46 191H47V190H45L44 192H46ZM48 191H49V190H48ZM48 191H47V193H44V192H43V193L45 194L46 197H47V195H49V194H48ZM96 191L98 192V191H100V190L96 189ZM96 191H95V192H96ZM103 191H102V192H103ZM127 191H128V190L126 189V192H127ZM10 192H11V191H10ZM10 192H9V193H10ZM23 192H24V191H23ZM28 192H30V191H27V193H28ZM34 192H35V191H34ZM34 192H33V193L31 192V193L35 195L36 192H35V193H34ZM41 192H39L38 195H40ZM50 192H52V191H50ZM67 192H68V191H67ZM74 192H76V191H74ZM74 192H73V193H74ZM81 192H83V191H81ZM92 192H91V190H90V193H91V194H93ZM97 192H96V193H97ZM128 192H129V191H128ZM134 192H135V190H134ZM163 192H164V190H163ZM165 192H166V191H165ZM169 192H170V191H169ZM4 193H5V192H4ZM4 193H3V194H4ZM9 193H7V194L5 193V195H8ZM12 193H13V196H12V194H11V196H10V194H9V196H8L7 199H9V197H11L10 199H12L13 197H15V196H14V189L12 190ZM31 193H30V196H31ZM37 193H38V191H37ZM43 193H42V194H43ZM53 193L51 194V195H52V196H51L52 199H54V195H53ZM73 193H72V194H73ZM76 193H77V192H76ZM83 193H84V192H83ZM88 193H89V191H88ZM88 193L86 192V195H87ZM90 193H89V194H90ZM137 193H138V192H137ZM16 194H17V193H16ZM18 194H20V193H18ZM23 194H24V193H22V195H23ZM25 194H26V192H25ZM28 194H29V193H28ZM44 194H43V195H44ZM59 194H58V195H59ZM62 194H63V193H62ZM64 194H66L67 196H69L68 194H70V193L67 194L66 191H64ZM64 194H63V197H64ZM72 194H71V195H72ZM79 194H80V192H79ZM99 194H100V193H99ZM129 194H130V192H129ZM20 195H21V194H20ZM20 195H17V196H20ZM22 195H21V196H22ZM36 195H37V194H36ZM97 195H98V193H97ZM130 195H131V194H130ZM132 195H133V194H132ZM23 196H24V195H23ZM49 196H50V195H49ZM49 196H48V197H49ZM60 196H61V194L59 195V197L57 196L56 199L61 200V197H62V196H61V197H60ZM1 197H2V195H0V200L3 201L4 199L2 200ZM24 197H25V196H24ZM24 197H23V198H24ZM38 197H39V196H38ZM46 197H44V199H45ZM87 197H88V196H87ZM94 197H95V194H94ZM97 197H98V199H99L100 196L98 195ZM97 197H96V198H97ZM104 197H105V196H104ZM126 197H128V196H126ZM130 197H132V196H130ZM225 197H227V196H225ZM225 197H224V198H225ZM3 198H4V197H3ZM21 198H22V197H21ZM31 198H33V195H32ZM35 198H37V196L34 197V199H35ZM77 198H78V197H77ZM96 198H94V199H96ZM140 198H141V197H139V199H140ZM163 198H164V197H163ZM5 199H6V197H5ZM10 199L8 200V203H9ZM44 199H40V198H39L38 200L41 202V201L44 200ZM49 199H50V198H48V200H49ZM52 199H50V202L53 201L54 204H55V206H56V202L54 201L55 199H54V200H52ZM63 199L65 200V199H68V198H67V197H66V198L64 197V198H62V200H63ZM82 199H83V198H82ZM92 199H93V198L88 199V200H92ZM125 199H126V198H125ZM127 199H128V198H127ZM165 199H166V198H165ZM14 200H20V199L15 198ZM32 200H33V199H32ZM51 200H52V201H51ZM59 200H57V201L59 202ZM79 200H80V199H79ZM83 200H84V199H83ZM88 200H87V202H90V203L93 201V200H92V201H88ZM122 200H123V199H122ZM129 200H130V199L126 200V202L129 201ZM160 200H161V199H160ZM166 200H167V199H166ZM166 200H165V201H166ZM1 201H0V202H1ZM4 201H7V200H4ZM20 201H23V200H20ZM35 201H37V200H35ZM39 201H37V202H39ZM72 201H74L73 198H72ZM84 201H86V200H84ZM141 201H142V199L140 200V202H141ZM16 202H17V201H15V203H16ZM24 202H25V200H24ZM24 202H23V204H24ZM27 202H28V201H27ZM44 202H45V200H44ZM53 202H52V204H53ZM61 202H62V201H61ZM61 202H59L60 205H61ZM66 202H67V201H66ZM82 202H83V201H82ZM82 202H79V203H82ZM96 202H97V201H96ZM123 202H124V201H123ZM126 202H125V203H122V204L125 206ZM137 202H138V201H137ZM142 202H143V201H142ZM142 202H141V203H142ZM154 202H155V201H154ZM159 202H160V201H159ZM162 202H163V201H162ZM2 203H3V202H2ZM2 203H1V204H2ZM4 203H6V205L8 204L7 202H4ZM11 203H12V202H11ZM42 203H43V202H42ZM46 203H47V201L45 202V206H44V204H43V206L46 207V209H48V207H47L48 205H46ZM63 203L65 204V201H63ZM63 203H62V205H63ZM68 203H69V202H68ZM90 203H87V204H90ZM92 203H93V202H92ZM94 203H95V202H94ZM127 203H129V202H127ZM12 204H13V203H12ZM17 204H18V203H17ZM19 204H20V203H19ZM21 204H22V202H21ZM28 204H29V203H28ZM59 204H58V205H59ZM82 204H83V203H82ZM129 204L131 205V203H129ZM129 204H128V205H129ZM135 204H136V202H135ZM135 204H133L134 207H135ZM142 204H143V203H142ZM155 204H156V203H155ZM155 204H153V205L151 204V205L154 206ZM157 204H158V203H157ZM162 204H163V203H162ZM6 205L4 204V206H6ZM25 205H26V203H25ZM62 205H61V206H62ZM69 205H70V204H69ZM136 205H137V204H136ZM147 205H148V204H147ZM149 205H150V204H149ZM163 205H164V204H163ZM4 206H3V207H4ZM7 206H8V205H7ZM40 206H41V203H40ZM61 206H59V207H61ZM65 206H68V204H67V205L65 204ZM70 206H71V205H70ZM89 206H90V205H89ZM89 206H88V207H89ZM94 206H95V204H94V205L91 204V207H94ZM96 206H97V204H96ZM140 206H141V205H140ZM155 206H156V205H155ZM17 207H18V206H17ZM22 207H25V206L23 205ZM32 207H33V205H32ZM56 207H58V206H56ZM56 207H55V208H56ZM59 207H58V208H59ZM73 207H74V206H73ZM80 207H81V206H80ZM126 207H127V206H125L124 208H126ZM134 207H133V208H134ZM149 207H150V206H149ZM156 207H159V206H156ZM165 207H166V206H165ZM7 208H8V207H7ZM7 208H5V209L7 210ZM9 208H11V206H10ZM9 208H8V209H9ZM13 208H14V207H13ZM28 208H30V207H28ZM51 208H52V207L49 208V211H50V212H51V210H50ZM64 208H65V207H64ZM81 208H82V207H81ZM94 208H95V207H94ZM96 208H97V207H96ZM121 208H122V207H121ZM128 208H129V207H128ZM130 208H131V211H130ZM130 208H129V209L126 208L125 212H128L127 210H129L130 213L132 212V210L135 211V208L132 209V205L130 206ZM161 208H162V207L160 206V209H161ZM3 209H4V208H3ZM3 209H2V210H3ZM20 209H21V208H20ZM30 209H31V208H30ZM40 209H41V207H40ZM40 209H39V210H40ZM44 209H45V208H44ZM44 209H43V210H44ZM52 209H54V208H52ZM59 209L61 210L62 207L59 208ZM66 209H68V208H66ZM90 209H91V208H90ZM162 209H163V208H162ZM166 209H167V208H164V209H163L164 212H165ZM224 209H225V208H224ZM21 210H22V209H21ZM31 210H32V209H31ZM56 210H57V208H56ZM56 210H54V211L52 210L51 213L58 212L59 216H61V214H65V213H66V210H65V213L63 212V210H61V212H63V213H61V214H60V211H59V210H57V211H56ZM87 210H89V208H88ZM119 210H120V209H119ZM154 210H155V209H154ZM168 210H170V208H169ZM168 210H167V211H168ZM0 211H1V210H0ZM24 211L27 212V211H30V210H25V209H24ZM33 211H34V210H33ZM44 211H46V210H44ZM68 211H69V210H68ZM75 211H76V210H75ZM91 211H93V212H92V213L90 212V213L93 214V213H94V210L91 209ZM95 211H98V210L95 209ZM99 211H100V210H99ZM121 211H122V210H121ZM140 211H141V210H140ZM140 211H139V212H140ZM21 212H22V211H21ZM77 212H79V211L77 210ZM77 212H76V213H77ZM117 212H118V211H117ZM135 212H136V211H135ZM146 212H147V211H146ZM171 212H172V210H171ZM173 212H174V211H173ZM225 212H226V210H225ZM0 213H1V212H0ZM5 213H7V212H5ZM8 213H10V210L8 211ZM8 213H7V214H8ZM27 213L29 214V212H27ZM30 213H31V212H30ZM34 213H35V212H34ZM98 213H99V215L101 214V212H98ZM98 213H97V216L99 217ZM115 213H116V212H115ZM143 213H145V211H144ZM2 214H3V213H2ZM22 214H23V213H22ZM32 214H33V213H32ZM32 214H31V216H32ZM47 214H48V213H47ZM54 214H56V215H57V218H58V214H57V213H54ZM68 214H69V213H68ZM94 214H95V213H94ZM94 214H93V215H94ZM116 214H117V213H116ZM116 214H115V216H116ZM136 214H137V213H136ZM136 214H135V215H136ZM138 214H139V213H138ZM138 214H137V215H138ZM173 214H174V213H173ZM175 214H176V213H175ZM23 215L26 216L25 213H24ZM51 215H52V214H51ZM66 215H67V214H66ZM70 215H72V214L70 213ZM74 215H75V213H74ZM79 215H82V214H79ZM79 215H78V216H79ZM101 215H102V214H101ZM119 215H120V214H118L117 216H119ZM127 215H128V213H127ZM131 215H132V214H131ZM140 215H141V214H140ZM140 215H139V216H140ZM161 215H162V214H161ZM167 215H169L168 218H172V220H171V219H168V218L166 217ZM0 216H3V217L6 218V219L8 218V216L5 217V215H0ZM28 216H29V215H28ZM33 216H34V215H33ZM39 216H40V213H39ZM52 216H53V215H52ZM125 216H126V214H125ZM125 216H124V217H125ZM143 216H145V218H146V217L154 218V217L157 216V211H148L147 214H146V215L144 214ZM163 216H165V217H162V219H168V220H171V222H169V223H172L173 220H174L175 218H177V221H179V218H181V217L184 216V215L180 216L179 218H178L179 215H176V216L174 215V217H175V218H174L172 214H171V216H170V211H169V214H168V212H167V213L163 214ZM36 217L39 218L37 215H36ZM74 217H75V216H74ZM79 217H80V216H79ZM83 217H84V216H83ZM113 217H114V214H113ZM126 217H127V216H126ZM185 217H186V216H185ZM47 218H48V216H47ZM55 218H56V217H55ZM80 218H81V217H80ZM80 218L75 217V219L79 220V221L82 223L83 221H81ZM87 218H88V217H87ZM117 218H118V217H117ZM127 218H129V217H127ZM145 218H144V217H143V218L141 217V219H144V221H147V219L145 220ZM173 218H174V219H173ZM183 218H184V217H183ZM6 219L2 220V219L0 218V220H2V221H5ZM11 219H12V217H11ZM81 219L83 220V218H81ZM120 219H121V218H120ZM125 219H126V218H125ZM162 219H161V220H162ZM26 220H28V218H27ZM30 220H31V219H29V221H30ZM61 220H62V217H61ZM88 220H89V218H88ZM112 220L114 221L115 218L112 219ZM112 220H111V221H112ZM117 220H119V218H118ZM129 220L131 221V219H129ZM129 220L126 219V221H127V222H126V221L124 220V218H123V222H122V220H121V223H120V222H119V223H120L121 225L124 224V221H125L126 223H129V222H130ZM132 220H133V219H132ZM89 221L92 222L91 219H90ZM111 221H110V222H111ZM119 221H120V220H119ZM128 221H129V222H128ZM141 221H142V220H141ZM159 221H160V220H159ZM159 221H157V222H159ZM165 221H166V220H165ZM175 221H176V219H175ZM73 222H74V221H73ZM94 222H95V221H94ZM104 222H105V221H104ZM166 222H167V221H166ZM92 223H93V222H92ZM92 223H91V224H92ZM116 223H118V222H116ZM116 223L113 224V222H112L111 224H113V226H114ZM126 223H125V225H127ZM144 223H145V222H144ZM144 223H143V224H144ZM146 223H147V222H146ZM146 223H145V224H146ZM9 224H10V223H9ZM34 224H35V223H34ZM71 224H72V223H71ZM143 224H141V226H142ZM147 224H148V223H147ZM147 224H146V225H147ZM152 224H153V222H152ZM152 224H151V225H152ZM154 224H155V223H154ZM154 224H153V225H154ZM162 224H163V222H162ZM162 224L160 223V225H161V226L164 228V230H165V227H166V226L164 225V226H165V227H164ZM38 225L41 226L40 224H38ZM78 225H79V224H78ZM103 225H104V224H103ZM121 225H120V226H121ZM153 225H152V226H153ZM168 225H169V224H168ZM34 226H35V225H34ZM116 226H117V224H116ZM116 226H115V227H116ZM127 226H128V225H127ZM127 226H126V227H127ZM131 226L134 227V225H131V223H130V226H128V227H131ZM143 226H144V225H143ZM143 226H142V227H143ZM156 226H157V227H156ZM170 226H171V225H169V226H167V227L170 228ZM0 227H1V226H0ZM73 227H74V226H73ZM118 227H119V225H118ZM128 227H127V228H128ZM133 227H131V232H133L132 234L135 235V234H134V230H135V228H136L137 226L134 227V229H133ZM142 227H141V228H142ZM167 227H166V230L168 231ZM171 227H172V226H171ZM173 227H175V226H173ZM176 227H177V226H176ZM1 228H2V227H1ZM34 228L36 229V227H34ZM70 228H71V227H70ZM75 228H76V227H75ZM79 228H80V229H79ZM87 228H88L87 225H85V223H84L83 225L80 224V226H78L77 229L80 231V232H78L79 234H81V233L83 232V235H84V234L86 235V239L88 240V242H91V241H92L91 238H92L93 236L91 235V233H89V230H88ZM93 228H95V227L93 226ZM100 228H101V227H100ZM121 228H122L121 230H123L124 227L122 226ZM127 228H126V229H127ZM141 228H140V229H141ZM153 228H154V227H153ZM155 228H156V229L159 228L158 224L155 225ZM155 228H154V229H155ZM163 228L160 227V230L163 231ZM59 229H60V228H59ZM71 229H72V228H71ZM129 229H130V228H129ZM129 229H127V230H129ZM132 229H133V230H132ZM136 229H137V228H136ZM140 229H139V230L137 229V230L140 231ZM146 229H147V228H146ZM146 229H145V230H146ZM156 229H155V231H156ZM170 229H171V228H170ZM62 230H63V229H62ZM62 230H61V231H62ZM78 230H77V231H78ZM124 230H125V229H124ZM160 230L157 229L156 232H161ZM177 230H178V228H177ZM36 231H37V230H36ZM68 231H69V230H68ZM72 231H73V230H72ZM109 231H110V232H109ZM155 231H154V232H155ZM170 231H171V230H170ZM170 231H168L169 234H171L172 232H174V229H173L172 232H170ZM1 232H2V231H1ZM65 232H66V231H65ZM94 232H95V231H94ZM100 232L102 233V235H103L104 237H106V238L109 240V243H111L113 246H116V247H115V248H116L115 250H117V247H118L119 249L122 250L121 252H122L123 254H127V255L130 257L129 260H131L132 262L129 261L126 257L123 258V259H127V261L123 260V261H125V262H128L127 264H133V261H136V260L139 261V259L142 260V258H144L145 256L149 258V256H153V254H154V257H156V258L160 257V255L158 254V252L155 251V248L158 247V245H159V243H160V242H158V241H159L160 239H161V240H162V239L164 240V237H163V238L160 237L161 234H160V235H155L156 238H159V240H158V239H156V238H154L153 236H150V235L147 237L144 233H142V229H141L140 234L142 233L141 235H144V237L146 236V238H141V237L138 238V237H137L138 235L136 234V235H137V236H136L137 238L134 239L133 237H131V234H129V233H130V230H129V233H128L127 231H126V232L121 231L122 234H119V235H117V236H114L115 233H114L113 235H112V234H109V233H111L112 231H111V230H108V229L105 230V229L102 228V231H100ZM144 232H146V231H144ZM147 232H148V231H147ZM147 232H146V233H147ZM156 232H155V233H156ZM163 232H164V233H163ZM163 232H161L162 235H163V234H166V231H163ZM168 232H167V234H168ZM181 232H182V230H181ZM3 233H5V232H3ZM58 233H59V232H58ZM58 233H57V235H58ZM96 233H97V232H96ZM116 233H117V232H116ZM148 233H149V232H148ZM155 233H154V234H155ZM174 233H175V232H174ZM0 234H2V233H0ZM40 234H41V233H40ZM52 234H53V233H52ZM54 234H55V233H54ZM149 234H151V233H149ZM169 234H168V235H169ZM176 234H177V233H176ZM178 234H179V232H178ZM181 234H183V233H181ZM181 234H180V235H181ZM184 234H185V233H184ZM62 235L64 236V232H63ZM65 235H66V234H65ZM168 235H164V236H165V239H166V236H168ZM172 235H173V233H172ZM172 235H170V236H172ZM180 235H179V236H180ZM3 236H7V233H6V235L4 234ZM77 236H78V235H77ZM176 236H178V235H176ZM182 236H183V235H181V237H179V238H180V241H181ZM0 237H2V235H1ZM40 237H41V236H40ZM40 237H39V238H40ZM50 237H51V236H50ZM53 237H54V239H57V240H60V239H58V238H61V237H59V236H56V238H55V236H53ZM57 237H58V238H57ZM64 237L66 238L67 236H64ZM64 237H63V238H64ZM151 237L154 238V239L151 240ZM184 237H185V236H183V238H182L183 241H181V242L179 241V242H180V245H179V242H176V241L178 240V237H176V241L174 240L175 244L178 243V244L175 245V246H171L172 249H173V247H175V249H173V250H174V253L177 252L176 254H181L180 251H181L182 249L179 250V253H178V251H176V249H177V248H180V247H178V246H181L182 244H185L184 241H186L188 238H187V237L184 238ZM3 238H4V237H3ZM44 238H45V237H44ZM69 238H70V237H69ZM149 238H150V239H149ZM170 238H171V239H172V238L174 239L175 237H170ZM0 239H1V238H0ZM35 239H36V238H35ZM54 239H53V240H54ZM61 239H62V238H61ZM155 239H156V240H155ZM171 239H170V242H169V241H168L169 239H168V237H167V241L169 242L170 245H171ZM173 239H172V240H173ZM184 239H186V240H184ZM39 240H40V239H39ZM48 240H49V239H48ZM51 240H52V239H51ZM62 240H63V239H62ZM64 240H65V239H64ZM70 240H71V239H70ZM105 240H106V239H105ZM163 240H162V241H163ZM55 241H56V240H55ZM60 241H61V240H60ZM83 241H84V240H83ZM152 241H153V242H152ZM167 241H163V243L166 245L165 242H167ZM0 242H1V241H0ZM43 242H44V241H43ZM43 242H42V243H43ZM48 242H50V241H48ZM56 242H57V241H56ZM58 242H59V241H58ZM61 242H62V241H61ZM95 242H96V241H95ZM99 242H101V241H99ZM168 242H167V243H168ZM174 242H173V245H174ZM187 242H188V241H187ZM44 243H45V244H44L45 246H46V244H48V243H46V242H44ZM50 243H51V242H50ZM53 243H55V242H53ZM83 243H84V242H83ZM97 243H98V242H97ZM102 243H103V242H102ZM73 244H74V243H73ZM44 245H43V246H44ZM80 245H81L84 249H86V248L88 249V247H87V246L85 247V245H82V243H81ZM99 245H100V244H99ZM101 245H103V248H105V247H104V244H101ZM105 245H106V244H105ZM170 245H169V246H170ZM50 246H51V244H50ZM74 246H75V245H74ZM106 246H107V245H106ZM109 246H110V245H109ZM109 246H107V247H109ZM169 246H167V247H169ZM176 246H177V247H176ZM182 246H184V248H185V247L187 248V244L182 245ZM188 246H190V244H189ZM191 246H193V244H192ZM75 247H76V246H75ZM77 247H78V249H79L80 246L77 245ZM163 247H164V246H163ZM163 247H162L161 249H163ZM167 247H166V248H167ZM39 248H40V247H39ZM83 248L81 249V247H80V249H81L80 252H82L81 254H83V251H85V250H83ZM182 248H183V247H182ZM78 249H77V250H78ZM87 249H86V250H87ZM111 249H113V248H111V247H110V249L107 248V250H109V252H110V251L113 252V250H111ZM164 249H165V248H164ZM167 249H169V248H167ZM188 249H190V248H188ZM192 249H193V247H192ZM199 249H200V248H198V250H199ZM82 250H83V251H82ZM177 250H178V249H177ZM40 251H41V250H40ZM73 251H76V249L73 250ZM96 251H97V250H96ZM100 251H101V252H100ZM100 251H99V252H100V254H102L103 257L105 256V254H106V255H109V252L107 253V252H105V250H103V251L100 250ZM117 251H118V250H117ZM117 251H116V252H117ZM165 251H166V250H165ZM167 251L170 252V249L167 250ZM186 251H187V250H186ZM85 252H86V251H85ZM85 252H84V253H85ZM91 252H92L93 254H92ZM91 252L88 251V254H89V255H90V254H92V255H96V254H97L96 252H95V253H96V254H95L92 250H91ZM97 252H98V251H97ZM121 252H119L120 255L122 254ZM163 252H164V250H163ZM171 252H172V251H171ZM181 252H182V251H181ZM184 252H185V251H184ZM188 252H189V251H188ZM188 252H187V254H188ZM194 252H195V251H194ZM75 253H76V252H75ZM113 253H114V252H113ZM117 253H118V252H117ZM117 253H114V254H117ZM119 253H118L117 256H118V257H121V256L123 257V255L119 256ZM152 253H153V254H152ZM190 253H191V252H190ZM192 253H193V252H192ZM162 254H163V253H162ZM176 254L173 255V252H172V255H173V256H175ZM183 254H184V253H183ZM196 254H197V252H196ZM200 254H201V253H200ZM148 255H149V256H148ZM181 255H182V254H181ZM181 255H179V256H181ZM184 255H185V254H184ZM188 255H189V254H188ZM188 255H186V256H188ZM82 256H83V255H81V258H82ZM96 256H98V255H96ZM109 256H110V255H109ZM141 256H142V257H141ZM143 256H144V257H143ZM168 256H169V254H168ZM168 256H167V257H168ZM90 257H91V256H90ZM103 257H102V258H103ZM112 257H113V255H112ZM114 257H115V256H114ZM118 257H116V260H117ZM162 257H163V256H162ZM165 257H166V256H165ZM165 257H164V258H165ZM170 257H171V258H168L169 261H173L172 256H170ZM177 257H178V255H177ZM177 257H176V258H177ZM182 257H183V255H182ZM184 257H185V256H184ZM184 257H183V261H184ZM79 258H80V256H79ZM110 258H111V256H110ZM150 258H151V257H150ZM150 258L148 259V261L150 260ZM164 258H162V259H164ZM186 258H187V257H186ZM94 259H95V258H94V256H93V260H94ZM120 259H121V258H120ZM165 259H166V258H165ZM190 259H191V257H190ZM81 260H82V259H81ZM85 260H87V259H85ZM88 260H89V259H88ZM141 260H140V261H141ZM151 260H152V259H151ZM153 260H154V259H153ZM153 260H152V261H153ZM157 260H158V259H157ZM166 260H167V259H166ZM179 260H180V258L178 259V261H177V259H176V261H177L176 264H178V262H180ZM181 260H182V259H181ZM193 260H194V259H193ZM138 261L135 262V264H142V263H140V262L138 263ZM148 261H147V263H148ZM169 261H168L167 263H169ZM188 261H189V258H188ZM188 261L186 260L187 263H188ZM105 262H106V264H107L108 261L105 260ZM121 262H122V261H121ZM129 262H131V263H129ZM156 262H157V261H156ZM181 262H182V261H181ZM181 262H180V263H181ZM153 263H154V262H153ZM153 263H150V264H153ZM163 263L165 264L164 261H163ZM180 263H179V264H180ZM94 264H95V262H94ZM104 264H105V263H104ZM109 264H110V263H109ZM121 264H122V263H121ZM123 264H124V263H123ZM156 264H157V263H156ZM181 264H185V263H181ZM188 264H189V263H188ZM190 264H191V262H190Z\"/></svg>","mask_w":264,"mask_h":264}]
</instances>
